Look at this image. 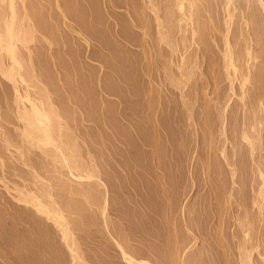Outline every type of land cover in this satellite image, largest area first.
<instances>
[{"label":"rangeland","instance_id":"obj_1","mask_svg":"<svg viewBox=\"0 0 264 264\" xmlns=\"http://www.w3.org/2000/svg\"><path fill=\"white\" fill-rule=\"evenodd\" d=\"M16 1V0H15ZM20 0H17L15 3L17 10L21 13L23 12L22 8H25L24 10L27 9V12L30 16V18L32 19V26H34L35 29V36L36 38L32 39L34 41H30L29 44L25 45L27 48H24L22 45L18 44L17 46L20 47L21 49H19L20 53L23 54V56L26 57V55H32V61L35 67V72L37 74V71L39 73V77L41 79V83L43 84H48V85H44L46 86V88L48 89V91H50V93L52 94V98L53 101L56 105V107H60V109L62 110L61 112H63L62 114L64 115V120L65 118H67V120H65V124L67 123L68 126L72 127L74 126V130H76L75 132L78 134L76 135L77 137L79 136V138L81 139L79 142L81 143L80 146V155L83 156V158H92V156H94L92 159H94V161L96 162L97 165V169L98 173L101 177V182L105 183L108 187V191H110L108 193L109 196V208H108V218H107V222H108V228L106 226L105 220L102 219L101 217V211L96 208V211L94 208H92L90 211L84 207L83 210H85L84 214H82V217H78L80 219H82L81 224L78 225V223H80V220L77 218V221L75 219L74 215H71L70 213L67 215L69 216V219L71 220V222L73 223L72 227L74 228V232H75V239L77 241V247H78V252L79 254L82 256V258L84 260H86L85 262H87L86 264H128L125 260H122L121 257V252H119V248L118 246L115 247L116 245L114 244L115 241H113V243H111V233L117 237H121L120 239L123 238V242L124 244H128L126 245V249L132 253L137 259H146L147 261H149L151 264H180L179 262L184 261L185 263L187 262L188 264H211V262H213L212 264H222L221 262H223V264H239L240 259L241 261H246L248 262V264H264V261L262 260L263 258V254H264V249L262 250V248H264V213L260 214L258 208L255 209V206L251 205L256 192L254 191L257 187V182L258 179L255 178V174H254V178H253V174L252 171L254 172V169L252 167V165L250 164L251 162H249V158L248 157V153L249 151H247L246 147H242V145L240 146L239 143V139H240V132L239 130H241L242 126L244 125L243 123H247V121L249 120L250 116H251V109L249 104L247 103V107L244 106V104L241 102L239 95H240V88H236L239 85H235V95L232 94V91L230 89H228V85L227 82L223 81V79L220 77L222 75H220L221 73V63H222V55H223V33H224V14L225 11L221 9V7L218 5V7H215L216 9L213 10V17L217 22L218 26V32H210V38L207 36L206 41H208L207 43H210L209 45L205 42V40L203 42L204 46L207 45L206 47H199V49L196 48L195 45H192L190 47V43L189 42L190 39V32H188L187 34V39L188 42L186 40V42H181L185 45L181 46L179 44L177 51L179 52H175L172 53H167L169 52V50L171 49H167L170 48L167 44L164 45L161 41H160V37H159V31L161 33V28L159 29L160 25L159 23L160 20H158V18H162V22L163 19L166 18V15L168 10H162V8L164 9L166 3H167V7L168 5V0H166L165 2L162 0H150V2L148 3L149 0H34L35 3H33V0H24L22 2L23 5H21V2H19ZM28 1V2H27ZM46 1V2H45ZM61 1V2H59ZM67 1V2H65ZM93 1V2H92ZM107 1V2H106ZM120 1V2H119ZM153 1V3H151ZM24 2V3H23ZM49 2V5H48ZM51 2V3H50ZM54 2V3H53ZM100 2V3H99ZM104 4H103V3ZM113 2V3H111ZM143 2V4H141ZM39 3V4H38ZM41 3V4H40ZM45 3V4H44ZM76 3V4H75ZM82 3V4H81ZM87 3V4H86ZM125 3V4H124ZM131 3V4H130ZM138 3V4H137ZM145 3V4H144ZM148 3V5H147ZM158 3V4H157ZM165 3V4H164ZM242 6L244 4V1L241 2ZM52 4V5H51ZM57 4V5H55ZM64 4V6H63ZM96 4V5H95ZM119 4V5H118ZM124 4V5H123ZM134 4V5H133ZM171 4V3H170ZM20 5V6H19ZM32 5V6H31ZM37 5V6H36ZM41 5V6H39ZM55 5V6H54ZM99 5V6H98ZM102 5V6H101ZM127 5V6H126ZM133 5V6H131ZM138 5V6H137ZM151 5V6H150ZM156 5V6H155ZM160 5V7H158ZM245 5V4H244ZM254 5L255 8H252V11L248 8L252 13H255L258 21H256L255 23H258L259 30H257V26L253 24V26L256 28L257 31H261L263 32L264 35V11H263V7H260L258 4L256 6V4H251ZM35 8H34V7ZM39 6V7H38ZM46 6V7H45ZM68 6V7H67ZM81 6V7H80ZM94 6V7H93ZM122 6V7H121ZM131 6V7H130ZM136 6V7H135ZM140 6V7H139ZM147 6V7H146ZM253 6V7H254ZM58 7V8H56ZM75 7V8H74ZM105 7V8H104ZM111 7V8H110ZM125 7V8H124ZM135 7V8H133ZM142 7V8H141ZM145 7V8H144ZM151 7V8H150ZM157 7V8H155ZM245 7V6H244ZM41 8V9H40ZM53 8V9H52ZM57 10H56V9ZM61 8V9H60ZM77 8V9H76ZM120 8V10L118 9ZM154 8V9H153ZM22 9V10H19ZM46 9V10H45ZM80 9V10H78ZM83 9V10H82ZM115 9V10H114ZM123 9V10H122ZM125 9V10H124ZM135 9V10H134ZM142 11H141V10ZM153 9V10H152ZM157 9V10H155ZM219 9V10H218ZM255 9V12H254ZM29 10V11H28ZM37 13H36V11ZM40 10V11H39ZM42 10V11H41ZM51 10V11H50ZM77 10V11H76ZM92 10V11H91ZM107 10V11H106ZM118 10V11H117ZM131 10V11H130ZM133 10V11H132ZM150 10H152L150 12ZM243 10V9H241ZM241 10H237L235 12L236 17H235V21L232 25L231 28V32H230V39L232 42H236V45L240 49H245V47H248L249 45H253L255 44V37L252 36L253 30H250L246 25H245V21H244V16H241V14L243 13V11ZM262 10V11H261ZM34 11V12H33ZM53 11V12H52ZM60 11V12H58ZM65 13V14H63ZM65 11V12H64ZM75 11V12H74ZM104 11V12H103ZM112 11V12H111ZM117 11V12H114ZM127 11V13L125 12ZM144 11V12H143ZM162 11V12H161ZM164 11V13H163ZM240 11L242 13H240ZM30 12V13H29ZM44 12V13H43ZM48 12H50L48 14ZM73 12V13H71ZM80 12V13H79ZM92 15H91V13ZM99 12V13H98ZM108 14H107V13ZM111 12V13H110ZM119 12V13H118ZM134 12V13H133ZM148 12V13H147ZM155 12V14H154ZM158 12V13H156ZM160 12V13H159ZM220 12V13H219ZM223 12V14H222ZM42 13V14H40ZM52 13V14H51ZM60 13V14H59ZM77 13V14H76ZM106 13V14H105ZM113 13V14H112ZM126 13V15H125ZM132 13V14H131ZM142 15H141V14ZM33 14V15H32ZM36 14V15H35ZM38 14V16H37ZM94 14V15H93ZM104 14V15H103ZM128 14V15H127ZM135 16H134V15ZM155 16H153V15ZM157 14V16H156ZM166 14V15H165ZM222 14V15H221ZM258 14V15H257ZM41 15V16H40ZM49 15V16H48ZM52 17H51V16ZM62 15V16H61ZM74 15V16H73ZM84 15V17H83ZM91 15V16H89ZM99 17H96V16ZM150 15V16H149ZM46 16V17H45ZM64 16V19L62 18ZM79 16V17H78ZM81 16V17H80ZM104 16V17H103ZM110 18H109V17ZM112 16V17H111ZM119 16V17H118ZM126 16L128 18H126ZM139 18H138V17ZM147 16V17H146ZM165 16V18H164ZM34 17V19H33ZM36 17V18H35ZM43 17V18H42ZM48 17V18H47ZM50 17V18H49ZM67 17H69L70 19H68ZM88 17V18H87ZM158 17V18H157ZM254 17V14H253ZM54 20H53V19ZM66 18V19H65ZM96 18V19H94ZM112 18V19H111ZM122 18V19H120ZM138 18V20H137ZM147 18V19H146ZM255 18V17H254ZM38 19V20H37ZM46 19V20H45ZM51 19V20H50ZM111 19V21H110ZM125 19V20H124ZM141 19V20H140ZM34 20V22H33ZM41 20V21H40ZM43 20V21H42ZM54 22H53V21ZM62 20V21H61ZM65 20L67 22H65ZM71 20V21H70ZM76 20V21H75ZM89 20V21H88ZM98 20V21H97ZM110 22H109V21ZM119 20V21H117ZM130 20H133L132 23ZM155 20V21H154ZM158 20V21H157ZM214 20V22H215ZM221 20V21H220ZM241 22H240V21ZM39 21V22H38ZM70 21V22H69ZM136 21V22H135ZM157 21V22H156ZM244 21V22H243ZM41 22V23H40ZM47 22V24H46ZM63 22V24H62ZM72 22H74L72 24ZM78 22V23H77ZM87 22V23H86ZM90 22V23H89ZM98 22V23H95ZM102 22V23H101ZM113 22V23H112ZM116 22V23H114ZM119 22V23H118ZM126 22V23H124ZM138 22V23H137ZM215 22V23H216ZM221 22V23H220ZM39 23V24H38ZM55 23L56 25L54 26ZM58 23V24H57ZM82 25V27L80 26V24ZM89 23V24H88ZM123 23V24H122ZM130 23L135 26L133 27L132 25H130ZM134 23V24H133ZM146 23V24H145ZM156 23V24H155ZM240 23V25H239ZM31 24V23H30ZM52 24V25H51ZM69 24V25H68ZM72 24V25H70ZM98 24V25H97ZM109 26H108V25ZM112 24V25H111ZM129 24V25H128ZM149 24V25H148ZM243 24V25H242ZM260 24V25H259ZM44 27H43V26ZM66 25V26H65ZM92 25V26H91ZM105 27H104V26ZM116 25V26H115ZM122 25V27H121ZM139 25V26H137ZM155 25H157L158 27H155ZM224 25V26H223ZM38 26V27H37ZM46 26V28H45ZM64 26V27H63ZM70 28H69V27ZM76 26V27H75ZM84 26V28H83ZM98 26V27H97ZM124 26V28H123ZM128 26V27H127ZM137 26V28H136ZM141 26V27H140ZM150 26V27H149ZM246 26V27H245ZM252 26V27H253ZM262 26V28H261ZM56 29H55V28ZM75 27V28H74ZM88 29V31L86 30V28ZM97 27V29H96ZM130 27V28H129ZM42 28V29H41ZM59 28V29H58ZM79 28V29H78ZM108 28V30H107ZM115 28V29H114ZM121 28V29H120ZM128 28V29H126ZM135 28V29H134ZM144 28V30H143ZM157 31H156V29ZM235 28V29H234ZM239 28V29H238ZM246 28V29H245ZM45 29V32H44ZM48 29H50L48 31ZM58 29V30H57ZM68 29V30H66ZM74 29V30H73ZM78 29V30H77ZM92 29V31H91ZM97 31H94V30ZM100 29V31H99ZM102 29V30H101ZM118 29V31H117ZM138 29V30H137ZM242 31H241V30ZM39 30V32H38ZM53 32H52V31ZM72 30V31H70ZM81 32H80V31ZM115 32H114V31ZM137 30V32H136ZM142 30V31H141ZM249 30V31H247ZM254 30V32L256 31ZM41 31L44 33H42L43 35H41ZM57 31V32H56ZM67 31V32H66ZM76 31V32H75ZM82 36L80 37L79 34ZM123 31V32H122ZM130 33H129V32ZM135 31V32H133ZM211 31V30H210ZM237 31V32H236ZM246 33H245V32ZM48 34H47V33ZM83 32V33H82ZM87 32V33H86ZM108 32V33H107ZM122 32V33H120ZM127 32V33H126ZM141 32V33H140ZM178 32V30H177ZM39 33V34H38ZM55 33V34H54ZM57 33V34H56ZM74 33V34H73ZM77 33V34H76ZM96 33V34H94ZM100 33V35H99ZM112 35H110V34ZM135 33V34H134ZM154 36L157 35V36ZM176 33V31L174 32ZM173 33V38H174V34ZM236 33V35L234 34ZM240 33V35H239ZM251 33V34H250ZM38 34V35H37ZM46 34V35H45ZM71 34V35H70ZM98 34V35H97ZM132 34V35H131ZM140 34V35H139ZM144 34V36H142ZM147 38H146V36ZM179 34V35H178ZM213 34V35H212ZM220 34V35H219ZM222 34V35H221ZM53 35V36H52ZM59 35V36H58ZM63 35V36H62ZM84 35V36H83ZM182 33H176L175 38L176 39H181L182 38ZM190 37H189V36ZM234 35V36H233ZM39 38H38V37ZM43 36V37H40ZM69 36V37H68ZM98 36V37H96ZM117 36V38H116ZM135 36V37H133ZM153 38H152V37ZM214 36V37H213ZM249 36H250V40H249ZM51 37L50 41H52V43L47 40H49V38ZM66 37V39H65ZM74 41H73V39ZM77 37V38H76ZM124 37V38H123ZM149 37V39H148ZM159 37V38H157ZM222 37V38H221ZM232 37V38H231ZM42 38H46L47 40H44ZM62 38V41H60ZM84 38V39H83ZM103 38V39H102ZM128 38V39H127ZM152 40H151V39ZM157 38V39H156ZM174 38V39H175ZM58 43H56V41ZM60 39V40H59ZM72 39V40H71ZM83 39V40H81ZM94 39V40H93ZM113 39V40H112ZM119 39V41H118ZM126 39L128 41H126ZM131 43H130V41ZM133 39V40H132ZM179 39V41H181ZM243 39V40H242ZM264 38L261 39L260 41V49L261 47L264 48ZM80 40V41H79ZM85 40V42H84ZM99 40H103V41H99ZM109 40V41H108ZM111 40V41H110ZM123 40V41H121ZM138 43H137V41ZM145 40V41H144ZM155 40H158L155 41ZM215 41L214 43L212 41ZM218 40V41H217ZM222 40V42H221ZM252 40V41H251ZM263 40V41H262ZM38 41V42H37ZM43 41V42H42ZM69 41V42H68ZM72 41V42H71ZM92 41V42H91ZM100 43H99V42ZM107 41V42H105ZM121 41V42H120ZM126 41V43H125ZM147 41V43H146ZM151 41V43L149 42ZM175 42H178V40H174ZM250 41V42H249ZM48 45H45L46 43ZM54 42V43H53ZM68 42V43H67ZM87 42V43H86ZM89 42V43H88ZM97 42V43H95ZM123 42V43H122ZM157 42V44H156ZM234 42V43H235ZM244 42V43H243ZM35 45H33V44ZM52 44L50 46V44ZM64 45H63V44ZM74 43V44H73ZM76 43V45H75ZM86 43V44H84ZM99 43V44H98ZM102 43V44H101ZM106 43V45H105ZM142 43V44H140ZM189 43V44H188ZM218 43V44H217ZM223 43V44H222ZM32 44V45H31ZM55 44V45H53ZM67 44V45H66ZM79 46H78V45ZM88 44V45H87ZM96 44V45H95ZM127 44V45H126ZM152 44V45H151ZM215 44V45H214ZM247 44V45H246ZM20 45V46H19ZM41 45V46H40ZM58 45V46H57ZM63 45V46H62ZM72 45V46H71ZM86 45V46H85ZM120 45V46H119ZM142 45V46H141ZM146 45V46H145ZM156 47H154V46ZM158 45V46H157ZM22 46V47H21ZM45 46V47H42ZM57 46V48H56ZM95 46V47H94ZM113 46V48H112ZM126 46V47H125ZM140 46V47H139ZM149 46V47H148ZM189 46V48H185ZM242 46L244 48H242ZM52 47V48H51ZM68 49H67V48ZM70 47V48H69ZM74 47V48H73ZM76 47V48H75ZM78 47V48H77ZM107 47V48H106ZM118 47H119V51H118ZM120 47H122L120 49ZM146 47V49H145ZM152 47V48H151ZM154 47V49H153ZM158 47V48H157ZM162 47V48H161ZM208 47V48H207ZM215 47V48H214ZM259 47V46H258ZM24 48V49H22ZM32 48V49H31ZM44 48V49H43ZM50 48V49H49ZM83 48V49H82ZM92 48V49H91ZM94 48V49H93ZM102 48V50H101ZM111 48V49H110ZM164 48L165 52H164ZM37 51H36V50ZM41 49V50H40ZM57 49V51H56ZM60 49V50H59ZM63 49V50H61ZM75 49V50H74ZM111 51H109V50ZM126 49V50H125ZM129 49V50H128ZM142 49V50H141ZM150 51H149V50ZM154 50V51H151ZM156 49V50H155ZM160 49V50H159ZM181 49V50H180ZM187 49V50H186ZM192 49V50H191ZM213 49V50H212ZM219 49V50H218ZM29 50V51H28ZM33 50V51H32ZM44 50V51H43ZM47 50V52H46ZM59 50V51H58ZM70 50V51H69ZM91 50V51H90ZM103 50H107L105 52H103ZM117 50V51H116ZM183 50V51H182ZM30 51H32V53H30ZM36 51V52H35ZM52 51V52H51ZM56 53H54V52ZM64 51V52H63ZM94 51V53H93ZM115 53H114V52ZM134 51V52H133ZM137 51V52H136ZM164 52V54L162 52ZM186 51V53H185ZM190 53H189V52ZM264 51V49H263ZM263 51H262V55H263ZM28 52V53H27ZM46 54H45V53ZM59 52V53H58ZM103 52V53H101ZM149 52V54H148ZM183 52V54L186 56L189 55V58L192 59L194 58L195 55L196 56V62L197 66H198V70H197L199 77L194 78L193 80L190 81V83H187L186 85H183L184 83H182V87H186V88H181L180 86L177 87L178 85L176 84L177 80H181V75H179L180 72H182L180 69L181 67H184V65L182 64V62L180 61L179 55H182L181 53ZM27 53V54H25ZM37 53V54H36ZM58 59L57 56L58 55ZM127 53V55H126ZM134 53V54H133ZM143 53V54H142ZM167 53L168 57L171 55V57H166L167 55H165ZM221 53V54H220ZM25 54V55H24ZM36 56H35V55ZM56 54V55H55ZM63 54V55H62ZM65 54V55H64ZM93 54V55H92ZM104 54V56H103ZM107 54V55H106ZM112 54H115V58L113 57ZM121 54V56H120ZM132 54V55H131ZM137 54V55H135ZM154 54V56H153ZM215 54V55H214ZM53 55V56H52ZM68 55V56H67ZM102 57H101V56ZM110 55V57L108 56ZM144 57H143V56ZM151 57H149V56ZM161 55V56H160ZM176 55V56H175ZM183 55V56H184ZM45 56V57H44ZM70 56V57H69ZM76 56V57H75ZM79 56V57H78ZM95 56V57H94ZM99 56V57H98ZM125 56V57H124ZM214 56V57H213ZM36 57V58H34ZM47 57V58H46ZM52 57V58H51ZM56 60H54L55 58ZM73 57V58H72ZM85 57V58H84ZM87 57H89V60L87 59ZM104 57V58H103ZM121 57V58H120ZM132 57V58H131ZM145 59H143V58ZM149 57V58H148ZM155 57V58H153ZM159 57V58H158ZM176 57V58H175ZM204 57V58H203ZM264 57V55H263ZM39 58V59H38ZM63 58V59H62ZM67 58V59H66ZM69 58V60H68ZM112 58V59H111ZM124 58H127L124 60ZM134 58V59H133ZM165 58V60H164ZM171 58V59H170ZM175 58V59H174ZM187 58V57H186ZM205 60H203V59ZM46 59V60H45ZM48 59V60H47ZM62 59V61H61ZM73 59V60H72ZM96 59V60H95ZM100 59V61H99ZM101 59H105V61H102ZM107 59V60H106ZM115 59V60H114ZM118 59V60H117ZM123 59V60H122ZM129 59V60H128ZM133 59V60H131ZM136 59V60H135ZM161 59V60H160ZM188 59V58H187ZM7 60V59H6ZM40 60V61H39ZM139 60V61H138ZM169 60V61H168ZM178 63H176V61ZM182 60V59H181ZM189 60V59H188ZM193 60V59H192ZM191 60V61H192ZM5 61V60H4ZM38 61V62H37ZM43 61V62H42ZM51 61H54L53 63ZM61 61V62H60ZM66 61V62H65ZM71 61V62H70ZM89 61V62H88ZM111 61V63H110ZM119 61V62H116ZM128 61V62H127ZM137 61V62H136ZM143 61V63H142ZM147 61V62H146ZM171 61V63H169ZM264 61V58H263ZM8 63V61H5ZM81 62V63H80ZM85 62V63H84ZM123 62V63H122ZM125 62V64H124ZM141 62V64H140ZM211 62V64H210ZM215 62V63H214ZM39 65H38V64ZM41 63V65H40ZM69 63V65L67 64ZM117 63V64H116ZM135 63V65H133ZM156 63V65L154 66V64ZM163 65H160V64ZM167 63V64H166ZM46 64V65H45ZM59 64L60 68H57ZM61 64L62 67H61ZM65 64V65H64ZM72 64V65H71ZM87 64V66H86ZM114 64V65H113ZM123 64V65H122ZM169 64H171L170 66V70L169 71ZM176 64H180V65H176ZM205 64V65H204ZM209 64V65H208ZM43 65V66H42ZM52 65L55 66L52 67ZM68 65V66H67ZM95 65V66H93ZM98 65V66H97ZM103 65H105L103 67ZM113 65V66H112ZM121 67H120V66ZM128 65V66H126ZM132 65V66H131ZM147 65V66H146ZM160 65V66H159ZM166 65V68H164V66ZM174 65V66H173ZM211 65V66H210ZM217 65V66H216ZM64 66V67H63ZM102 66V67H100ZM108 68H107V67ZM145 66V67H143ZM176 66V67H175ZM186 66V65H185ZM41 67V68H40ZM43 67V68H42ZM72 67V68H70ZM79 67V68H78ZM82 67V68H81ZM99 67V69H98ZM119 67V68H118ZM134 69H133V68ZM139 67V68H138ZM162 68L160 70V68ZM174 67V68H173ZM178 67V68H177ZM50 68V69H49ZM65 68V69H64ZM70 68V69H69ZM75 68V69H74ZM93 68V69H90ZM102 68V69H100ZM105 68V69H104ZM108 70H107V69ZM109 68L111 70H109ZM172 68V69H171ZM185 68V67H184ZM54 69H58V70H54ZM62 69V70H59ZM77 69V70H76ZM97 69V70H96ZM122 69V70H121ZM142 69V70H141ZM148 69V70H147ZM177 69V70H176ZM219 69V70H218ZM76 70V71H75ZM79 70V71H78ZM104 70V71H103ZM114 70V71H113ZM131 70V71H130ZM136 70V71H135ZM165 72H163V71ZM174 70V71H173ZM178 70L180 71L178 73ZM210 70H211V76L210 75ZM54 71H57L56 73ZM63 71L67 72V73H63ZM73 73H72V72ZM82 71V73H81ZM90 71V72H89ZM100 71V72H99ZM111 71V72H110ZM121 71V72H120ZM130 71V72H129ZM135 71V72H134ZM145 71V72H144ZM177 71V72H176ZM52 72V73H51ZM61 72V73H60ZM85 72V73H84ZM100 75H99V73ZM113 72V73H112ZM116 72V73H115ZM163 72V73H162ZM57 73H58V78H57ZM70 73V75H69ZM76 73V76H75ZM93 73V75H92ZM133 73V75H132ZM143 73V75H142ZM147 73V76H146ZM157 73V75H156ZM168 73L170 76H168ZM67 75V77H66ZM92 75V76H91ZM95 75V77H94ZM105 75V76H104ZM107 75V77H106ZM128 75V76H126ZM166 76L164 78V76ZM173 75V76H172ZM176 75V76H175ZM179 75V76H178ZM2 76V74L0 75V77ZM45 76V77H44ZM67 80H66V78ZM69 76V77H68ZM81 76V77H80ZM123 76V78H122ZM126 76V78H125ZM131 76V77H130ZM144 76V77H143ZM150 76V77H149ZM163 76V77H162ZM177 77V78H174ZM80 77V78H78ZM92 77V79H91ZM99 77V78H98ZM135 77V79H134ZM146 77V78H145ZM148 77V78H147ZM157 77H159L158 79ZM210 77V78H209ZM4 77L2 76L0 78V90H2V92L0 91V131L3 130V132L5 133H1L0 132V140H2L1 136L6 137L5 135H9L12 138H16V135L18 134V128L21 125L20 121L18 120V117L16 116V104L14 101L15 98V89L14 86L11 82L7 81L6 79H3ZM69 78V79H68ZM83 78V79H82ZM90 78V82L89 79ZM98 78V79H97ZM117 78V79H116ZM122 78V79H121ZM139 78V80H137ZM141 78V79H140ZM143 78V79H142ZM209 78V79H208ZM46 79V80H45ZM56 79V80H55ZM59 82H58V80ZM63 81H62V80ZM74 79V80H73ZM76 79V81H75ZM86 79V80H85ZM88 79V80H87ZM107 79V80H106ZM114 79V80H113ZM134 79V80H133ZM147 79H149L147 81ZM162 79V80H161ZM171 79V80H170ZM198 79V81H197ZM84 80V81H83ZM106 82H105V81ZM123 82H122V81ZM127 84H126V81ZM152 80V81H151ZM163 80L165 81V83L163 82ZM171 82H170V81ZM196 80V81H195ZM205 80V82H204ZM219 80V81H218ZM66 81V82H65ZM75 81V83H74ZM80 81V82H79ZM86 81V82H85ZM98 81V82H96ZM110 81V83H109ZM116 81V82H115ZM119 81V82H118ZM143 81V82H142ZM150 81V82H149ZM161 81V82H160ZM216 81V82H215ZM218 81V82H217ZM5 82V83H4ZM44 82V83H43ZM83 82V83H82ZM93 82V83H92ZM102 82V83H101ZM125 82V83H124ZM169 82V84L167 83ZM178 82V81H177ZM20 83V82H18ZM31 84H35L34 82H30ZM60 83V84H59ZM69 83V84H68ZM74 83V84H73ZM90 83V84H89ZM98 83V84H97ZM120 83V84H118ZM142 83V85L140 84ZM146 83V84H145ZM167 83V84H166ZM193 83V84H192ZM195 83V85H194ZM211 83H214L213 85ZM218 83V84H217ZM21 85H18V88H22L21 91L24 94V90L25 92H29L30 90V94L32 93H36V89L32 88L31 84L28 85V89L26 88L27 84L26 83H20ZM63 84V85H61ZM72 84V85H71ZM87 84V85H86ZM92 84V85H91ZM117 84V85H116ZM153 84V85H152ZM155 84V85H154ZM190 84V85H189ZM197 84V86H196ZM208 84V85H207ZM220 84V85H219ZM222 84V85H221ZM36 85V84H35ZM51 85V86H49ZM66 85V86H65ZM68 85V86H67ZM84 85V86H83ZM126 85V87H125ZM167 85V86H166ZM192 88H189V87ZM205 85V86H204ZM212 85V86H211ZM21 86V87H20ZM31 86V88H30ZM56 86V87H55ZM61 86V87H60ZM73 86V87H72ZM82 86V87H81ZM96 86V87H95ZM99 86V87H98ZM101 86V87H100ZM109 88H108V87ZM112 86V87H111ZM122 86V87H121ZM142 86V87H141ZM146 86V87H145ZM154 86V87H153ZM156 86V87H155ZM165 86V88H164ZM172 88H171V87ZM210 86V87H209ZM67 87V88H66ZM85 87V88H84ZM118 87V88H117ZM121 87V88H120ZM134 87V88H133ZM141 87V88H140ZM151 87V88H150ZM177 87V88H176ZM196 87V88H195ZM208 87V88H207ZM214 87V88H213ZM6 88V90H5ZM30 88V89H29ZM57 88H59V90H57ZM64 89L65 91H63L62 89ZM66 88V89H65ZM71 88V89H70ZM75 88V89H74ZM77 88V89H76ZM79 88V89H78ZM107 88V89H106ZM124 88V89H123ZM128 90H127V89ZM158 88V89H157ZM164 88V89H163ZM207 88V89H206ZM32 89H35L32 91ZM73 89V90H72ZM88 89V90H87ZM99 89H101L99 91ZM115 89L116 92H114ZM117 89V90H116ZM136 89V90H134ZM146 89V90H144ZM156 89V90H155ZM169 89V90H168ZM179 89V90H178ZM212 89V92H211ZM62 90V91H61ZM71 90V91H70ZM83 90V91H82ZM91 90V91H90ZM104 90V91H103ZM110 90V91H109ZM112 90V91H111ZM121 90V91H119ZM160 90V91H159ZM171 90V91H170ZM194 90V91H193ZM198 90V91H197ZM203 90V91H202ZM218 90V91H217ZM239 90V91H238ZM13 91V92H11ZM32 91V93H31ZM54 91V92H53ZM69 91V92H68ZM128 91V93H127ZM143 91V92H141ZM165 91V92H164ZM191 91V93L189 92ZM197 93H196V92ZM206 91V94H205ZM208 91V92H207ZM228 94H227V92ZM59 92V93H58ZM84 92V93H83ZM102 92V93H100ZM107 93L104 94V93ZM109 92V94H108ZM119 92V93H118ZM145 92V93H144ZM149 92V93H148ZM159 92V93H158ZM179 92V93H178ZM189 92V93H188ZM195 92V93H194ZM202 92H203V99H202ZM216 92V94H215ZM65 93V94H64ZM67 93V94H66ZM71 96H70V94ZM81 93V94H80ZM94 93V94H93ZM96 93V94H95ZM121 93V94H120ZM148 93V94H147ZM151 93V94H150ZM157 93V94H156ZM163 93V94H162ZM172 93V94H171ZM175 93V94H174ZM181 93V94H180ZM182 93L184 97V101L182 98ZM199 93V94H198ZM211 93L213 95H211ZM224 93L226 95H224ZM2 94H4L3 96H1ZM32 94V95H34ZM57 94V95H55ZM100 94V95H99ZM117 94L119 96H117ZM125 94V95H123ZM144 94V95H143ZM165 94V95H164ZM169 94V95H168ZM218 94V95H217ZM8 95V96H7ZM83 95V96H82ZM97 95V98L96 96ZM116 96L115 100L113 99ZM140 95V96H139ZM195 95V97H194ZM205 95V97H204ZM208 95V96H207ZM231 95L230 98V102L228 101L227 104V99L228 97ZM88 96V98H87ZM99 96V97H98ZM108 96V97H107ZM110 96V97H109ZM124 96V98H123ZM160 99H159V97ZM168 96V97H167ZM211 96V97H210ZM228 96V97H227ZM81 97V98H80ZM83 97V98H82ZM86 99H85V98ZM93 97V98H92ZM103 97V98H102ZM121 97H122V102H121ZM130 97V98H129ZM142 97V98H139ZM149 97V98H148ZM210 97V100L209 98ZM218 97V100H217ZM223 97V98H222ZM6 98V99H5ZM12 98V99H11ZM57 98V99H56ZM67 98V100L65 99ZM106 98V99H104ZM112 98V99H111ZM168 98V99H166ZM189 98V99H188ZM195 98V100H194ZM197 98V99H196ZM216 98V100H215ZM3 99V100H2ZM11 99V100H10ZM125 99V100H124ZM129 99V100H128ZM143 99V100H142ZM159 99V101H158ZM206 99V100H205ZM226 99V100H225ZM84 100V101H83ZM90 100V102H89ZM92 100V101H91ZM103 104H102V101ZM148 100V102H147ZM163 100V101H162ZM168 100V101H166ZM173 100V101H172ZM205 100V101H204ZM209 100V101H208ZM221 100V101H220ZM3 101H7V103L5 102V104L3 103ZM57 103H56V102ZM67 101V102H65ZM69 101V103H68ZM76 101V102H75ZM95 101V102H94ZM117 101V102H116ZM121 104H119L120 102ZM175 101V102H174ZM183 101V102H182ZM188 101V102H187ZM194 101V102H193ZM196 101V102H195ZM114 102V103H113ZM119 102V103H118ZM126 102V103H125ZM162 102V104H161ZM168 102V103H166ZM173 102V103H172ZM213 102V103H212ZM219 102V103H218ZM223 102V103H222ZM237 102H239L237 104ZM12 103V104H11ZM53 103V104H54ZM64 105H62V104ZM90 103V104H89ZM97 106H96V104ZM107 103V104H106ZM111 103V105H110ZM116 103V104H115ZM118 103V104H117ZM123 103V104H122ZM132 103V104H131ZM148 103V104H147ZM158 103V104H157ZM177 103V104H176ZM181 103V104H180ZM185 103V104H184ZM205 105H204V104ZM216 105H215V104ZM227 107H226V105ZM79 106H78V105ZM195 104V106H194ZM218 104V105H217ZM4 105V106H3ZM13 105V106H12ZM67 105V106H66ZM91 105V106H90ZM94 105V107H93ZM107 105V106H106ZM115 105V106H114ZM117 105V106H116ZM125 105V106H124ZM146 105V107H145ZM148 105V108H147ZM215 105V106H214ZM226 107L225 111L223 108L220 107ZM3 106V107H1ZM82 106V107H81ZM85 106V107H84ZM88 106V107H87ZM100 108H99V107ZM110 106V107H109ZM114 106V107H113ZM128 106V107H127ZM169 106V108H168ZM192 106V107H191ZM201 106V107H200ZM210 108H208V107ZM213 106L215 108H213ZM217 106V108H216ZM14 107V108H13ZM69 107H71L69 109ZM84 107V108H83ZM93 107V108H92ZM122 107V108H121ZM138 107V108H137ZM176 107V108H175ZM182 107V109H181ZM204 107V108H203ZM238 107V109H237ZM3 110H2V109ZM83 108V110H82ZM91 108V109H90ZM102 108V109H101ZM118 108H119V112H118ZM124 108V109H123ZM130 108V109H129ZM133 108V110L131 111V109ZM173 108V109H172ZM194 108V109H193ZM203 108V109H202ZM208 108V113L206 112V109ZM220 110H219V109ZM231 108V109H230ZM12 109V110H11ZM90 109V110H89ZM115 109V110H113ZM117 109V110H116ZM135 109V110H134ZM149 109V111H148ZM189 109V110H188ZM193 109V110H192ZM218 109V110H217ZM235 109V110H233ZM2 110V111H1ZM87 110V112L85 111ZM101 110V111H100ZM110 110V111H109ZM122 110V111H121ZM145 110V112L143 111ZM168 110V111H166ZM174 110V111H173ZM198 110V111H197ZM218 112H217V111ZM238 110V111H237ZM85 111V113H84ZM94 111V112H93ZM115 111V114H111ZM126 111V112H125ZM136 113H135V112ZM186 112V116H184V113ZM192 111V112H191ZM216 111V112H214ZM222 111V112H221ZM225 113H224V112ZM241 111V112H240ZM13 112V113H10ZM15 112V113H14ZM69 112V113H67ZM91 112V113H90ZM93 112V113H92ZM101 112V113H100ZM151 112V113H150ZM224 114V116H220V113ZM244 114H243V113ZM1 113H4V115H1ZM9 113V114H7ZM66 113V114H65ZM89 113V115H88ZM96 113V114H95ZM99 115H98V114ZM109 113V114H108ZM119 113V114H118ZM145 113V114H144ZM162 113V114H161ZM202 113V115H200ZM207 113V114H206ZM219 113V114H218ZM238 113V114H237ZM247 113V114H246ZM249 113V114H248ZM13 114V115H12ZM70 114V115H69ZM94 116H93V115ZM176 114V115H175ZM189 114V116H188ZM204 114V115H203ZM214 114V115H213ZM246 114V115H245ZM74 115V116H73ZM85 115V116H84ZM87 115V116H86ZM102 115V116H101ZM106 115V117H104ZM109 115H111L109 117ZM137 115V116H136ZM144 115V117H143ZM220 117H218V116ZM15 118H14V117ZM91 116V117H90ZM103 118V122L102 118ZM115 116V117H114ZM117 116V117H116ZM141 116V117H140ZM147 116V117H146ZM149 116V118H148ZM175 116V117H174ZM182 116V117H181ZM191 116V117H190ZM199 116V117H198ZM243 116V117H242ZM8 117V118H7ZM72 117V118H71ZM90 121H89V119ZM120 117V118H119ZM187 117V118H186ZM224 117V118H222ZM13 118V119H12ZM78 118V119H77ZM87 118V119H86ZM153 118H155V123L153 122ZM190 118V119H189ZM201 118V119H200ZM204 118V119H203ZM220 118V120H219ZM10 119V120H8ZM74 121H73V120ZM92 119V120H91ZM101 119V120H100ZM149 121H148V120ZM162 119V120H161ZM181 119V120H180ZM208 119V120H207ZM231 119H233L231 121ZM8 120V121H6ZM18 122H17V121ZM88 120V121H87ZM98 120H100L98 122ZM123 120V121H122ZM144 120V121H143ZM152 120V122H151ZM190 120V121H188ZM194 120V121H193ZM204 120V121H203ZM10 121V122H9ZM68 121V122H67ZM76 121V122H75ZM133 121V122H132ZM135 121V122H134ZM140 121V122H139ZM143 121V123H142ZM177 121V122H176ZM179 121V122H178ZM193 121V122H192ZM225 121V122H224ZM245 121V122H244ZM80 125H78L79 123ZM92 122L93 124L95 123V125L93 126V124L91 125L90 123ZM125 122V123H124ZM145 122V123H144ZM208 122V123H207ZM220 122V123H219ZM228 122V123H227ZM12 125H11V124ZM19 123V125L17 124ZM74 123V124H73ZM77 123V124H75ZM89 123V124H88ZM120 123V124H119ZM122 123V124H121ZM164 123V124H163ZM180 123V124H179ZM196 123V124H195ZM204 123V125H203ZM223 123V124H222ZM225 123V124H224ZM232 123V124H231ZM235 123V124H234ZM245 123V124H246ZM2 124H4V126H2ZM10 124V126L8 125ZM15 124V125H14ZM136 124V125H135ZM140 124V125H138ZM156 126H155V125ZM178 124V125H177ZM185 124V125H184ZM188 124V125H187ZM217 124V125H216ZM222 124V125H221ZM241 124V125H240ZM18 125V126H16ZM66 125V126H67ZM89 125V126H88ZM125 127H124V126ZM191 127H188V126ZM199 125V126H198ZM206 125V126H205ZM216 125V127H215ZM222 127H221V126ZM227 128V136L229 138V142L228 144H226V149H227V155L232 158L235 150L236 153H238L237 155V161H238V166L240 167V169L242 168L244 170V174H243V170L238 168L237 171V175L236 178L234 180H232L229 176V171H227V168L225 167V161L222 151L224 149V143L222 139V132H223V136L226 139V135L224 134V128ZM236 125V127H235ZM238 125V126H237ZM84 126V127H81ZM122 126V127H121ZM132 127V128H129ZM177 128H176V127ZM181 126V127H180ZM186 126V127H185ZM198 126V128H197ZM5 127V128H4ZM12 127H14L15 129H13ZM76 127V128H75ZM96 127V129H95ZM99 127V129L97 128ZM111 127V128H110ZM160 127V128H159ZM195 127V128H194ZM230 129H229V128ZM241 127V128H240ZM11 128V129H10ZM81 128V130H80ZM84 128V129H83ZM92 128V130H91ZM101 128V129H100ZM138 128V129H137ZM146 128V129H145ZM190 128V130H189ZM192 128V129H191ZM219 128H223L222 130ZM86 130L87 133H85ZM107 129V130H105ZM130 129V131H129ZM133 129L134 132H133ZM142 129V130H141ZM199 129V130H198ZM218 129V130H217ZM239 129V130H237ZM17 131V132H12V131ZM113 130V131H112ZM156 130V132H155ZM163 130V131H161ZM194 130V131H192ZM211 130V131H210ZM78 131V132H77ZM95 131V132H94ZM98 131V132H96ZM103 131V132H102ZM125 133H124V132ZM141 131V132H140ZM170 131V132H169ZM186 131V132H185ZM222 131V132H221ZM239 131V132H237ZM83 133L84 135H80ZM93 132V133H92ZM100 132V134H99ZM119 132V134H118ZM122 132V133H121ZM133 132V133H132ZM137 132V133H136ZM148 132V133H147ZM172 132V133H171ZM174 132V133H173ZM179 132V134H178ZM189 132V133H188ZM194 132H196L194 134ZM201 132V133H200ZM217 132L220 134H217ZM234 132V134H237L236 136L234 134H232ZM10 133V134H9ZM75 133V134H76ZM117 133V136L116 134ZM124 133V134H123ZM150 133V134H149ZM185 133V134H184ZM206 133V135L204 134ZM12 134V135H11ZM93 134V135H92ZM111 134L113 135V138L111 136ZM115 134V135H114ZM139 134V135H138ZM166 134V135H165ZM190 134L191 137H189L188 135ZM192 134V135H191ZM203 134V135H202ZM15 135V136H14ZM85 135H88L85 136ZM96 135V136H95ZM98 135V137H97ZM100 135V136H99ZM132 135V136H131ZM141 135V136H140ZM143 135V136H142ZM162 135V136H161ZM166 137H165V136ZM168 135V136H167ZM171 135L172 136L171 138ZM179 135V136H178ZM202 135V136H201ZM210 137H209V136ZM221 137H219V136ZM7 136V137H9ZM14 136V137H13ZM136 136V137H135ZM139 136V137H138ZM158 136V137H157ZM183 136V137H182ZM193 136V138H192ZM219 138H218V137ZM239 136V137H238ZM3 137V138H4ZM87 137V138H86ZM110 137L112 140H110ZM146 137V138H145ZM152 137V138H151ZM187 137V139H186ZM86 138V139H85ZM98 138V139H97ZM101 138V139H100ZM105 138V139H104ZM129 138V139H128ZM167 138V139H165ZM234 138H237L234 140ZM239 138V139H238ZM91 139H93L92 141H90ZM95 139V140H94ZM137 139V140H136ZM142 139V140H141ZM151 139V140H149ZM191 139V140H190ZM193 139V141H192ZM203 139V140H202ZM212 139V140H211ZM216 139V140H215ZM220 139V140H219ZM232 139V141H231ZM86 140V141H85ZM91 142H89V141ZM102 140V142H101ZM106 140V141H105ZM109 140V141H108ZM125 140V141H124ZM184 140V141H182ZM0 141V144L2 143ZM95 141V142H94ZM139 141V143H138ZM168 141V143L166 142ZM174 141V142H172ZM188 141V142H187ZM209 143H208V142ZM217 143H216V142ZM106 142V143H105ZM116 142V143H115ZM124 142V145H123ZM143 142V143H142ZM176 142V143H175ZM192 142V144L190 143ZM223 144H222V143ZM88 143V144H87ZM90 143V144H89ZM112 143V144H111ZM119 143V144H118ZM127 143L128 147H126L127 145L125 144ZM130 143V144H128ZM132 143V145H131ZM141 143V144H140ZM172 143V144H171ZM187 143V144H186ZM234 143L237 146V149L235 148V150H232L234 148ZM149 144V145H148ZM157 144V145H156ZM177 144V145H176ZM215 144V145H214ZM2 145L4 146V144L2 143ZM0 146V148H2L3 146ZM84 145V146H83ZM88 145V146H86ZM92 145V147H91ZM106 145V146H105ZM110 145V146H109ZM117 145V146H116ZM134 145V146H133ZM149 147H148V146ZM182 145V148H184V150L182 148H180ZM184 145V146H183ZM191 145V146H189ZM86 146V147H85ZM123 148H122V147ZM139 146V147H138ZM143 146V147H142ZM162 148H161V147ZM209 146V147H208ZM214 146V149H213ZM235 146V147H236ZM244 146V145H243ZM90 151L88 153V151L85 153L84 148H87ZM94 147V149H93ZM133 147V148H132ZM148 147V148H147ZM151 147V149H149ZM156 147V148H155ZM165 147V148H164ZM206 147V148H204ZM217 147V151L215 152ZM220 147V151L219 152V148ZM241 147V148H240ZM118 148V149H117ZM145 148V149H144ZM147 148V149H146ZM187 148V149H186ZM246 148V152L245 149ZM11 149V150H10ZM91 149V150H90ZM124 149V150H123ZM128 149V150H127ZM136 149V150H135ZM182 149V150H181ZM214 151H212V150ZM240 149V150H239ZM4 150L5 149H1ZM116 150V151H115ZM140 150V151H139ZM238 150V151H237ZM3 151V152H4ZM8 151V150H7ZM13 153V154H11ZM9 153L5 152V155H7L6 157H9V160H11V162L9 163L8 159H5V157H1V159H4V161H0V173L4 176H2L0 174V177L2 179H0V241L2 240L4 243H0V247L3 248V250H1L0 248V264H19L20 260L22 264H69L71 262L72 257H70L69 255V249L67 248L66 244L62 241V239H60V233L57 234L59 235L57 237L56 233H58V229L57 232L55 229V226L52 224V222H50V220H46L44 219V217H42L41 215H39L38 213H35V210H32L30 208V206L24 204V203H20L17 201L14 202L16 199H14V197L16 196L15 193L20 192V189L23 188L25 185L26 187H24V189L21 190H26L25 192L29 191L28 189H31L33 191V189L38 190L36 188L41 187V186H45L43 185V183H46V185L48 184V182L45 181V179H40L41 186L37 185V183L35 184V180L34 178H29L30 176L33 177V171L36 170V168H34L35 170L32 169V167H36L37 165H39V169H40V165L44 163L46 164V162H44V159L41 160V157L38 153H32V156L28 155L26 157L30 158L29 163L27 162V159L25 160L26 164L24 163V160L21 158H19V154H15L17 152V150H15V148H9ZM16 151V152H15ZM92 151L95 152V154H92ZM101 151V152H100ZM104 151V152H103ZM106 151V152H105ZM125 151V153H124ZM152 151V152H151ZM157 151V152H156ZM193 151V152H192ZM205 151V152H204ZM0 151V153H3ZM127 152V154H126ZM135 152V153H134ZM141 152V153H140ZM149 152V153H148ZM155 152V153H154ZM212 152V153H211ZM242 152H243V156H242ZM9 155H8V154ZM88 155V157H86L85 154ZM132 153V154H131ZM240 153V154H239ZM247 153V154H246ZM102 154V155H101ZM114 154V155H113ZM131 154V155H130ZM137 154V155H136ZM152 154V155H151ZM157 156H156V155ZM171 154V155H170ZM206 154V155H205ZM222 154V155H221ZM1 155V154H0ZM13 157L12 159H10L11 157ZM13 155V156H12ZM17 157H16V156ZM34 155V157H33ZM40 157L38 161V157ZM85 155V156H84ZM90 155V156H89ZM109 155V156H108ZM116 155V156H115ZM128 155V156H127ZM161 155V156H160ZM165 155V156H164ZM210 155V156H209ZM214 157H212V156ZM247 155V156H246ZM4 156V153H3ZM30 156V157H29ZM134 156V157H133ZM139 156V157H137ZM209 156V158H208ZM216 156V157H215ZM25 157V158H26ZM33 157V158H32ZM36 157V159H35ZM101 158V160H99V158ZM105 157V158H104ZM137 157V158H136ZM147 157V158H146ZM158 157V158H157ZM163 157V158H161ZM167 157V158H165ZM221 157V158H219ZM242 157V158H241ZM115 158V159H114ZM119 158V159H118ZM128 158V160H127ZM133 158V159H131ZM136 158V159H135ZM151 158V159H150ZM169 158V159H168ZM204 158V159H203ZM214 158V159H213ZM239 158V160H238ZM245 158V159H244ZM18 159V161L15 160ZM34 159V160H33ZM150 159V161H149ZM161 159V160H160ZM208 159H210L208 161ZM212 159V160H211ZM236 159V158H235ZM107 160V161H106ZM111 160V161H110ZM206 160V162H205ZM214 160V161H213ZM20 161V162H19ZM23 161V162H22ZM29 161V160H28ZM34 161V162H33ZM103 161V162H102ZM115 161V162H114ZM121 161V162H120ZM135 161V162H134ZM140 161V162H139ZM204 161V163H203ZM245 161V163H243ZM41 162V164L39 163ZM44 162V163H43ZM100 165H99V163ZM109 162V163H107ZM133 162V164H132ZM142 162V163H141ZM151 162V163H150ZM209 162V164H208ZM223 162V163H222ZM6 163V164H5ZM18 163V164H17ZM20 163V164H19ZM33 163V164H32ZM35 163V164H34ZM38 163V164H37ZM136 163V164H135ZM144 163V164H143ZM159 163V164H158ZM164 163V164H163ZM216 163V164H215ZM220 163V164H219ZM246 163H248V165H246ZM13 164V165H11ZM24 164V166L22 165ZM32 166L29 167L28 166ZM143 164V165H142ZM154 164V166H153ZM169 164V165H168ZM220 166H219V165ZM224 164V166L221 168V166ZM242 164V167H241ZM8 165V166H7ZM10 165V166H9ZM111 167H110V166ZM118 165V166H117ZM138 165V166H137ZM164 165V166H163ZM203 169H202V166ZM207 165V166H206ZM19 166V167H18ZM45 166V165H44ZM47 166V165H46ZM100 166V167H99ZM104 167V168H101ZM107 166V167H106ZM140 170H138L136 167ZM151 166V167H150ZM213 166V167H212ZM237 166V167H238ZM246 166V167H245ZM21 167V168H20ZM132 167V168H131ZM147 167V168H146ZM157 167V169H156ZM164 167V168H163ZM210 169H209V168ZM216 170H215V168ZM245 167V168H244ZM12 168V170H11ZM24 168V169H23ZM28 168V169H27ZM41 168H44L43 166ZM101 168V169H100ZM108 168V169H107ZM112 168V169H111ZM121 168V169H120ZM124 168V169H123ZM129 168V169H128ZM144 168V169H143ZM150 168V169H149ZM167 168V169H166ZM206 168V169H205ZM33 171H32V170ZM115 169V171L113 170ZM119 171H118V170ZM127 169V171H126ZM134 169V170H133ZM171 169V170H170ZM205 169V171H204ZM219 169V170H218ZM247 169V170H245ZM250 169V170H249ZM27 170V171H26ZM102 170V171H101ZM111 170V171H110ZM148 170V171H147ZM150 170V171H149ZM157 170V171H156ZM166 170V172H165ZM209 170V171H208ZM218 170V171H217ZM4 171V172H3ZM23 171V172H22ZM26 171V172H25ZM40 171V170H38ZM38 171H35V174L38 173ZM43 171V170H41ZM40 171V172H41ZM121 171V172H120ZM123 171V172H122ZM164 171V172H163ZM168 171V172H167ZM188 171V172H187ZM212 171V172H211ZM222 171V172H221ZM247 171V172H246ZM29 172H32L31 174ZM44 172V171H43ZM106 174H104V173ZM207 172V173H205ZM5 175H4V174ZM29 173V174H28ZM102 173V174H101ZM124 173V174H123ZM128 173V174H127ZM154 173V174H153ZM168 173V174H167ZM172 175H171V174ZM224 173V174H223ZM227 175H226V174ZM130 174V175H129ZM136 174V177H135ZM144 174V175H143ZM159 174V175H157ZM166 174V175H165ZM207 174V175H205ZM243 174V175H242ZM250 174V175H249ZM38 175V174H37ZM39 175H44L43 173L39 174ZM104 175V176H102ZM125 175V176H124ZM149 175V176H148ZM154 175V176H153ZM163 175V176H162ZM220 175V177H219ZM223 175V176H222ZM245 175V176H244ZM13 176V177H12ZM28 176V177H27ZM128 176V177H127ZM140 176V177H139ZM142 176V177H141ZM153 176V177H152ZM159 176V177H158ZM227 176V177H226ZM247 176V177H246ZM24 180H23V178ZM105 177V178H104ZM119 177V179H118ZM121 177V178H120ZM131 177V178H130ZM135 177V178H134ZM150 177V178H149ZM208 177L210 179H208ZM224 177L226 178L224 179ZM250 177V178H249ZM252 177V178H251ZM4 178L6 180H4ZM27 178V179H26ZM29 178V179H28ZM40 178V177H39ZM114 178V179H113ZM128 178V179H127ZM144 178V179H143ZM155 178V179H154ZM11 179V180H10ZM27 181H26V180ZM31 179V180H30ZM33 179V180H32ZM123 179V180H122ZM172 179V180H171ZM176 179V180H174ZM224 179V180H223ZM254 179V180H253ZM4 180V181H3ZM9 180V181H8ZM39 179H36V182H40L38 181ZM44 180V181H42ZM107 180V181H106ZM118 180V181H117ZM121 180V181H120ZM129 180V181H128ZM142 180V181H141ZM148 180V182H147ZM159 180V181H158ZM218 180V181H217ZM232 180V181H231ZM15 181V182H14ZM24 181V182H22ZM31 181V182H30ZM61 181V180H60ZM59 181V182H60ZM111 181V182H110ZM115 181H117V183H115ZM127 181V182H126ZM139 183H138V182ZM141 181V182H140ZM150 181V182H149ZM155 181L157 183H155ZM169 181V182H168ZM192 181V182H191ZM211 181V182H210ZM218 183H217V182ZM233 181H235V183L233 184ZM250 181V182H249ZM254 181V182H251ZM18 182V183H17ZM26 182V183H25ZM57 181V184L55 182V188L58 189V186H60L61 182L59 183ZM145 182V183H144ZM154 182V183H153ZM221 182V183H220ZM224 182V183H223ZM8 183V184H7ZM16 184L17 186L14 185L15 188H13L12 184ZM23 183V184H21ZM29 183V185H28ZM31 183L33 185H31ZM98 182L97 187L95 189H93L92 194H94L96 197H99V203H102L101 201L103 200L102 195H104V185H102ZM112 183V184H111ZM128 183V184H127ZM132 183V184H131ZM176 183V184H175ZM193 183V184H192ZM214 183V184H213ZM252 183V184H251ZM5 184V186H4ZM35 184V185H34ZM59 184V185H58ZM118 184V185H117ZM124 184V185H123ZM137 184V185H136ZM144 184V185H143ZM192 184V185H191ZM256 184V185H255ZM11 185V186H10ZM21 185V186H20ZM28 185V186H27ZM115 185V186H114ZM131 185V186H130ZM143 185V186H142ZM151 185V186H150ZM154 185V186H153ZM162 185V186H161ZM164 185V186H163ZM219 185V186H217ZM240 185V186H239ZM31 186V187H30ZM38 186V187H37ZM130 186V187H129ZM142 186V187H141ZM147 186V187H146ZM158 186V187H157ZM226 186V187H225ZM6 187V188H5ZM35 187V188H34ZM162 187V188H161ZM167 187V188H166ZM178 187L180 189L177 188ZM229 187V188H228ZM232 187V188H231ZM244 187V188H243ZM252 187V188H251ZM4 188V191H3ZM11 188V189H10ZM166 188V190H165ZM213 188V189H212ZM220 190H219V189ZM223 188V190H221ZM240 188V190L238 189ZM243 188V189H241ZM252 190H251V189ZM10 189V190H9ZM19 189V191H18ZM102 189V190H101ZM117 189V190H115ZM123 189V191H122ZM128 189V190H127ZM161 189H164L161 191ZM172 189V192L170 191ZM225 189V190H224ZM232 192L233 195H235L234 197L232 196V198H230L231 200H229V204L228 208L227 205L225 204V196L223 194H226V190L227 191ZM233 189V190H232ZM2 190V191H1ZM7 190H8V194H5ZM12 190V191H11ZM30 190V192H32ZM112 190V191H111ZM145 190V191H144ZM209 190V191H208ZM215 190V191H214ZM218 190V191H217ZM10 191V192H9ZM23 191V192H24ZM98 191V192H97ZM133 191V192H132ZM135 191V193H134ZM138 191V192H137ZM144 191V192H143ZM167 191V192H166ZM213 191V192H212ZM217 191V192H216ZM221 191V192H220ZM225 191V192H224ZM252 191H254V193H252ZM35 192V191H34ZM121 192V194H120ZM128 192V193H127ZM148 192V193H147ZM162 192V193H161ZM166 192V193H165ZM176 192V193H174ZM239 192V193H238ZM242 192V193H241ZM125 193V194H124ZM146 193V195H145ZM156 193V194H155ZM220 193V194H219ZM242 195H241V194ZM2 194L4 196H2ZM100 194V195H99ZM111 194V195H110ZM162 194V195H161ZM169 194H171L169 196ZM121 195V196H120ZM127 198H126V196ZM168 195V196H167ZM178 195V196H177ZM222 195V196H221ZM254 195V196H253ZM130 196V197H129ZM174 196V197H173ZM243 196V197H241ZM8 197V198H6ZM118 197V198H117ZM129 197V198H128ZM140 197V199H139ZM224 197V198H223ZM238 197V198H237ZM252 197V198H251ZM11 198V199H10ZM146 198V199H145ZM220 198V199H219ZM240 198V199H239ZM244 198V199H243ZM4 199V200H3ZM166 199V200H165ZM168 199V200H167ZM177 199V200H176ZM179 199V200H178ZM219 199V201H218ZM225 199V200H224ZM236 199V200H235ZM251 199V201H250ZM6 200V201H5ZM118 200V201H117ZM133 200L135 202H133ZM170 200V201H169ZM219 203V205L217 204V201ZM244 202L242 203L241 202ZM245 200V201H244ZM247 200V201H246ZM14 203H12V202ZM166 201V202H165ZM10 202V203H9ZM117 202V203H116ZM121 202V203H120ZM129 202V204H128ZM137 202V203H136ZM155 202L156 205H155ZM176 202V203H174ZM247 202V205H246ZM20 203V205H19ZM113 203V204H112ZM116 203V204H115ZM167 203V204H166ZM193 203V204H192ZM7 204V206H6ZM13 204V205H12ZM17 204V205H15ZM137 204V205H136ZM150 205L151 207H149L148 205ZM163 204V205H162ZM176 204V205H175ZM23 205H26L25 207ZM115 205V206H114ZM140 205V206H138ZM147 205V206H146ZM223 205V206H222ZM12 208H11V207ZM19 209V207H21L19 210L16 209L17 207ZM24 208H23V207ZM127 206V207H126ZM155 206V207H154ZM180 206V207H179ZM221 206V207H220ZM249 208H248V207ZM6 207V208H5ZM133 207V208H132ZM142 209H140V208ZM232 207V208H231ZM163 208V209H162ZM227 208V209H226ZM242 208V209H240ZM248 208V209H247ZM4 209H8V210H4ZM16 209V210H15ZM24 211H23V210ZM121 209V210H120ZM148 209V210H147ZM161 209V210H160ZM179 209V210H178ZM223 209V210H222ZM2 210V211H1ZM16 213H15V211ZM27 210V211H26ZM256 210V211H255ZM258 210V212H257ZM9 211V212H8ZM22 211L24 213H22ZM26 211V213H25ZM93 211V212H92ZM155 211V212H154ZM174 211H176L174 213ZM192 211V212H191ZM220 211V212H219ZM225 211V212H224ZM249 211L251 213H249ZM2 212V213H1ZM4 212V213H3ZM8 212V213H7ZM14 212V213H13ZM18 212V213H17ZM33 212V213H32ZM92 212V213H90ZM100 212V213H99ZM29 213V214H28ZM99 213V214H97ZM142 213V214H140ZM164 213V214H163ZM170 213V214H169ZM255 213V214H254ZM10 214L9 217L6 215ZM13 214V215H12ZM17 214V215H16ZM21 214V215H20ZM26 214L29 216H26ZM38 217H36L35 216ZM38 214V215H37ZM115 214V215H114ZM119 214V215H118ZM138 214V215H137ZM174 214H176L174 216ZM238 214V215H237ZM16 215V217H15ZM20 215V216H19ZM30 215H31V219H30ZM87 215V216H86ZM91 215V216H90ZM99 215V217H98ZM128 215V216H127ZM169 215V216H168ZM19 216V217H18ZM81 216V215H80ZM115 216V217H114ZM118 216V217H117ZM135 216V217H133ZM174 216V217H173ZM243 216V218H245L244 216L248 217L247 220L244 222H241L240 225V219ZM256 216V218H255ZM11 217V218H10ZM12 217L14 218L12 220ZM23 217V218H22ZM73 217V218H72ZM90 217V218H89ZM92 217V218H91ZM110 217V218H109ZM131 217V218H130ZM146 217V218H145ZM154 217V218H153ZM252 217L254 219H252ZM263 217V218H262ZM4 218L5 221H4ZM20 218V219H19ZM25 218V219H24ZM37 218V219H36ZM41 218V219H39ZM96 218V219H95ZM100 218V219H99ZM117 218V220H116ZM130 218V219H129ZM143 218V219H142ZM151 218V219H150ZM160 218V220L158 219ZM163 218V219H162ZM192 218V219H191ZM239 220H238V219ZM251 218V219H250ZM262 218V219H261ZM19 221H18V220ZM24 219V220H22ZM30 219V221H29ZM33 219V220H32ZM43 219L45 221H43ZM90 219V220H89ZM169 219L171 220L169 222ZM10 220V222H9ZM17 220V221H16ZM28 220V221H27ZM42 220V221H41ZM79 220V221H78ZM97 220V222H96ZM101 220H103V223ZM250 220V222H249ZM260 220V221H257ZM21 221V222H20ZM36 221V222H35ZM76 221V223H75ZM110 221V222H109ZM118 221V222H117ZM125 221V222H124ZM151 221V222H149ZM155 221V222H154ZM160 221V222H159ZM195 223H194V222ZM18 222V223H15ZM24 222V223H23ZM34 222V223H33ZM101 222V223H100ZM117 222V223H116ZM128 222V223H127ZM143 222V223H141ZM255 222V223H254ZM22 223V226H20ZM28 223H30L31 225H28ZM33 223V224H32ZM38 223V224H37ZM41 225H40V224ZM45 223V226H43V224ZM95 223V225H94ZM100 225H99V224ZM103 223V226L101 225ZM116 223V224H115ZM161 223V224H160ZM248 223V225H246ZM254 223V224H253ZM4 224V225H3ZM12 224V225H11ZM15 224L19 225L16 226L17 228H14L13 225L15 226ZM50 224V225H49ZM92 224V225H91ZM98 224V225H97ZM111 224V225H110ZM119 224V226H118ZM123 224V225H122ZM140 224V225H139ZM223 224V225H222ZM257 224V227H256ZM7 225V226H6ZM27 225V226H26ZM35 225V226H34ZM38 225V226H37ZM127 225V226H126ZM139 225V226H138ZM191 225V226H190ZM262 225V226H261ZM2 226H5V228ZM10 228H9V227ZM12 226V227H11ZM30 226V227H29ZM37 226V229H36ZM47 226V228H46ZM54 226V227H53ZM82 226V227H81ZM85 226V227H84ZM87 226V227H86ZM113 226V227H112ZM141 226V227H140ZM165 226V227H164ZM169 226V227H168ZM193 226V227H192ZM245 226V227H244ZM248 226V227H247ZM252 226V227H251ZM255 226V227H254ZM38 227H40V229L42 228V230H40ZM45 227V228H44ZM49 227V228H48ZM53 227V228H52ZM76 227V230H75ZM80 229H79V228ZM84 227V228H83ZM94 227V228H93ZM111 227V228H109ZM124 227V228H123ZM144 227V228H142ZM176 227V228H175ZM188 227V228H187ZM222 227V228H221ZM9 228V229H7ZM15 231H14V229ZM30 228V229H28ZM35 228V229H33ZM52 228V229H51ZM86 228V229H85ZM99 228V229H98ZM105 228V229H104ZM173 228V229H172ZM191 228V229H190ZM242 228V229H241ZM249 228V229H248ZM254 229V230H251ZM263 228V229H262ZM4 229V230H2ZM11 229V230H10ZM39 229V230H38ZM45 229V230H43ZM48 229V230H47ZM52 230V232L50 230ZM53 229H55L53 231ZM82 229V230H81ZM102 229V230H101ZM128 229V230H127ZM217 229V230H216ZM246 229H248L246 231ZM8 230V233H7ZM10 230V231H9ZM21 230V231H20ZM30 230V232H29ZM33 230V231H31ZM111 230V231H110ZM168 230V231H167ZM221 230V231H220ZM233 230V231H232ZM4 231V234H3ZM13 231V232H12ZM19 231V232H16ZM42 234H47L45 236H43ZM45 231V232H44ZM91 231V232H90ZM103 231V232H102ZM118 231V233H117ZM121 231V233H120ZM137 231V232H135ZM146 231V232H145ZM172 231V232H171ZM217 231V232H216ZM219 231V232H218ZM245 233H244V232ZM249 231V232H248ZM6 232V233H5ZM13 234H12V233ZM15 232V234H14ZM26 232V233H24ZM49 232V233H48ZM77 232V233H76ZM93 232V233H92ZM95 232V233H94ZM98 232V235H97ZM123 232V233H122ZM134 232V233H133ZM174 232V233H173ZM243 232V233H241ZM32 235H31V234ZM35 235H34V234ZM89 233V234H88ZM103 233V234H102ZM105 233V234H104ZM110 233V234H109ZM148 233V234H146ZM169 233V234H167ZM253 233V234H252ZM5 238H3L2 236ZM10 234V235H8ZM14 235L13 239H12V235ZM23 234V235H22ZM52 234V235H49ZM90 234H92L90 236ZM130 234V235H129ZM138 234V235H136ZM180 234V235H179ZM184 234V235H183ZM220 234V235H219ZM248 234V235H247ZM252 234V235H250ZM27 235V236H26ZM40 235V236H39ZM41 235L44 237H41ZM56 235V236H55ZM79 235V236H78ZM88 235V236H87ZM106 235V236H104ZM158 235V236H157ZM168 235V236H167ZM174 235V237H173ZM250 235V236H249ZM17 236V237H16ZM26 238H25V237ZM31 238H29V237ZM35 236V238H34ZM39 236V237H38ZM93 236V237H92ZM124 236V237H123ZM136 236V237H135ZM162 236V237H161ZM166 236V237H165ZM182 236V237H181ZM184 236V238H183ZM244 236V238H242ZM246 236V240L245 239ZM249 236V237H248ZM24 237V239H23ZM82 237V238H81ZM131 237V238H130ZM133 237V239H132ZM138 237V238H137ZM191 237V238H190ZM195 237V238H194ZM251 237V238H250ZM2 238V239H1ZM10 238V239H9ZM48 238V239H47ZM51 238V239H50ZM54 238V239H53ZM57 238H59V241L56 240ZM80 240H79V239ZM87 238V239H86ZM98 238V239H97ZM118 238V239H119ZM180 238H183L180 240ZM199 238V239H198ZM216 238V239H215ZM242 238V240H240ZM5 239V240H4ZM8 241H7V240ZM20 239V240H19ZM21 239L24 241H22L21 243ZM31 239V240H30ZM35 239V240H34ZM37 239V241H36ZM45 239V240H44ZM50 239V240H49ZM97 239V241H96ZM106 239V240H105ZM109 239V240H108ZM125 239V240H124ZM172 239V240H171ZM191 239V242H190ZM218 239V240H217ZM222 239V240H221ZM251 240V243L250 240ZM253 239V240H252ZM12 240V241H11ZM30 240V242H29ZM45 242H44V241ZM54 240V241H52ZM61 240V241H60ZM184 240V241H183ZM220 240V241H219ZM6 241V242H5ZM36 241V242H35ZM39 241V242H38ZM84 241V242H82ZM88 241V242H87ZM90 241V242H89ZM107 241V242H106ZM126 241V242H125ZM129 241V243H128ZM133 241V242H132ZM167 243H166V242ZM178 241V242H177ZM217 241V242H216ZM219 241V242H218ZM224 241V242H223ZM241 241V242H240ZM246 243H245V242ZM10 242V243H9ZM14 243L13 245H10L12 243ZM29 242V243H28ZM33 242V243H31ZM38 242V243H37ZM48 242L50 244V248L48 247ZM58 242V245H57ZM63 242V243H62ZM99 242V243H98ZM182 242V243H180ZM193 242V243H192ZM195 242V243H194ZM201 242V243H200ZM226 242V243H225ZM236 242V243H235ZM243 242V243H242ZM254 242V243H253ZM21 243V244H20ZM53 243V244H51ZM61 245H60V244ZM133 243V244H132ZM179 243V244H178ZM225 243V244H224ZM241 243V244H240ZM249 243V244H248ZM255 243L256 246H255ZM17 244V245H16ZM18 244L20 245V248L18 246ZM33 244V246H32ZM35 244V246H34ZM43 245V246H39V245ZM96 244V245H95ZM158 244V245H157ZM174 244H176L174 246ZM193 244V245H192ZM219 244V245H218ZM239 244V245H238ZM250 244H252V246H250ZM261 244V245H260ZM2 245V246H1ZM3 245H6L5 247H3ZM28 249H25L26 247L23 248V246H25ZM30 245V246H29ZM37 245V247H36ZM45 245V246H44ZM47 245V246H46ZM54 245V246H51ZM55 245L57 248H55ZM103 245V246H101ZM137 245V246H136ZM157 245V246H156ZM245 245V246H243ZM62 246V247H61ZM64 246V247H63ZM100 246V247H99ZM114 246V248H113ZM135 248H133V247ZM191 246V247H190ZM208 246V247H207ZM241 246V247H240ZM9 247V248H8ZM36 247V248H34ZM42 247V248H40ZM53 247V248H52ZM96 250H95V248ZM138 247V248H137ZM161 247V248H160ZM205 247V248H204ZM228 247V248H227ZM248 247V249H247ZM253 247L252 252H250L249 250ZM5 248V249H4ZM16 248V249H15ZM31 248V249H30ZM40 248V249H39ZM62 250H61V249ZM81 248V249H80ZM83 248V249H82ZM107 248V249H106ZM110 248V249H109ZM118 248V249H116ZM129 248V249H128ZM132 250H131V249ZM160 248V249H157ZM167 248V249H166ZM171 248V249H170ZM186 248V251L185 249ZM191 248V249H190ZM197 248V249H196ZM224 248V249H223ZM226 248V249H225ZM238 248V249H237ZM244 248V249H242ZM8 249V250H7ZM18 251V252H16ZM37 250L36 252L34 251V254L32 250ZM45 249V250H44ZM46 249L48 251H46ZM57 249V251H56ZM65 251H64V250ZM80 249V250H79ZM86 249V250H85ZM90 249V250H89ZM138 249V250H137ZM166 249V250H165ZM188 249V250H187ZM224 251H222V250ZM229 249V250H228ZM242 249V250H241ZM10 250H14V252L10 251ZM26 250V251H25ZM31 250V251H30ZM53 250V251H52ZM85 250V251H84ZM99 250V251H98ZM112 250V251H111ZM116 250V251H115ZM176 250V252H175ZM202 252H201V251ZM205 250V251H204ZM227 250V251H226ZM237 250V251H236ZM262 250V251H261ZM8 251V252H7ZM41 251V252H40ZM50 251V252H49ZM67 251V252H66ZM81 251V252H80ZM95 251V252H94ZM101 251V252H100ZM149 251V252H147ZM170 253H168V252ZM171 251V252H170ZM174 251V252H173ZM200 254H199V252ZM232 251V253H231ZM238 251H240V254L242 252V254L240 255L238 253ZM4 252V253H3ZM28 252V253H27ZM49 252V253H48ZM69 252V253H68ZM116 252V253H115ZM154 252V253H153ZM181 252H183L181 254ZM192 252V254H191ZM194 252V253H193ZM236 252V253H235ZM248 252V253H247ZM256 252H258L256 254ZM13 253V254H12ZM16 253V255L14 254ZM18 253V254H17ZM25 253V254H23ZM44 253V254H43ZM52 253V255H51ZM54 253V254H53ZM64 253V254H63ZM92 253V254H91ZM137 253V254H136ZM152 253V254H151ZM159 253V254H158ZM168 253V254H167ZM178 253V254H177ZM181 255H180V254ZM196 253V254H195ZM226 253V254H224ZM228 253V254H227ZM238 253V254H237ZM251 253V254H250ZM260 253V254H259ZM263 253V254H262ZM3 254V255H2ZM7 254V255H6ZM22 254V255H21ZM29 254V255H28ZM34 254V255H33ZM86 254V255H85ZM97 254V255H96ZM195 254V255H194ZM237 256V257H235ZM250 257H249V255ZM256 254V255H255ZM5 255V256H4ZM17 255H19V257H17ZM49 255V256H48ZM55 255V256H54ZM90 259H89V256ZM111 255V256H110ZM142 255V256H141ZM154 255V256H153ZM189 255V256H188ZM194 255V257H193ZM201 256V258L198 257ZM227 255V256H226ZM241 257H239V256ZM243 255V257H242ZM248 255V256H247ZM255 255V256H254ZM3 256V257H2ZM16 256V257H15ZM40 256V257H38ZM45 256V257H43ZM52 256V257H51ZM182 256V257H181ZM192 256V257H191ZM225 256V258H224ZM235 258H234V257ZM16 259H14V258ZM26 257V259H24ZM27 257L29 259H27ZM42 257V258H41ZM96 257V258H95ZM110 257V258H109ZM144 257V258H143ZM178 257V258H177ZM231 257V258H230ZM247 257V258H246ZM9 258V259H8ZM46 258V259H45ZM62 258V259H60ZM64 258V259H63ZM69 258V260L67 259ZM164 258V259H163ZM185 258V259H184ZM188 258V259H187ZM192 258V259H191ZM203 258V259H202ZM234 258V259H233ZM240 258V259H239ZM243 258V259H242ZM259 258V259H258ZM3 259V260H2ZM4 259L6 261H4ZM13 259V260H12ZM19 259V260H18ZM31 259V260H30ZM66 259V260H65ZM120 259V260H119ZM178 259V261L176 260ZM181 259V260H180ZM211 259H213L211 261ZM230 259V260H229ZM264 259V258H263ZM30 260V262H29ZM33 260V261H32ZM53 260V261H51ZM57 260V261H56ZM63 260V261H62ZM111 260V261H110ZM175 260V262H174ZM193 263H192V261ZM196 260H200V261H196ZM222 260V261H221ZM226 260V261H224ZM229 260V261H228ZM237 260H239L237 262ZM262 260V262H261ZM8 261V262H7ZM11 261V263H10ZM15 261V263L13 262ZM24 261V262H23ZM39 263H38V262ZM70 261V262H69ZM94 261V262H93ZM107 261V262H106ZM167 261V262H166ZM195 261V262H194ZM204 263H203V262ZM211 261V262H210ZM255 261L257 263H255ZM26 262V263H25ZM35 262V263H34ZM44 262V263H43ZM68 262V263H66ZM98 262V263H97ZM113 262V263H110ZM123 262V263H122ZM153 262V263H152ZM166 262V263H165ZM201 262V263H200ZM237 262V263H236ZM20 263V264H21ZM186 263V264H187ZM244 263V262H243ZM240 262V264H243ZM72 264V262L70 263ZM247 264V263H246Z\"/></svg>","mask_w":264,"mask_h":264},{"label":"bare ground","instance_id":"obj_2","mask_svg":"<svg viewBox=\"0 0 264 264\" xmlns=\"http://www.w3.org/2000/svg\"><path fill=\"white\" fill-rule=\"evenodd\" d=\"M17 1V0H16ZM15 0H0V75L2 74V76L4 77L3 79H6L7 81H9V82H11L12 84H13V86H14V89H15V98H14V101H15V103H13V104H16V113H17V117H18V120L20 121V123H21V125L19 126V130H18V132L17 131H12V132H17L18 134L16 135V138H12V137H10L9 135H5L6 137H2L1 136V138H2V140L3 141H1L3 144H4V146L2 145V143L0 144V146L2 145L3 147L2 148H0V151L1 152H3L4 150H1V149H5V151L3 152L4 153V156H3V153H0L1 155H0V158L2 157H5V159H8L9 160V157L7 158L6 156L7 155H5V152H8L9 151V148H12L13 149V147L15 148V150H17V152L15 153V154H19V158H21V160L24 158L25 160L27 159V162L29 163L30 161H32V160H30V158H28V157H26V156H28V155H30V156H32V153L34 154V153H38L39 152V154L38 155H40V157H41V160L42 159H44V162H46V164L44 163V165L43 164H41V162H39L41 165H40V169H39V165H37L36 167H32V166H28V164H27V166H28V168L29 167H32V169L33 170H35L34 168H36V170L35 171H38V170H43V171H38V175L37 174H35V171H33L32 169V171L34 172L33 173V177H29V178H34V180H35V184L37 183V185H39V186H41V181H40V179H45V181L46 182H48V184L46 185V183H43V185H45V186H41V187H38V188H36V189H38V190H35V189H33V191L31 190V189H28L29 191H27V192H25L24 190H21V189H24V187H26V185L23 187V188H19L18 187V185H16V184H12L13 185V188H15L14 187V185L15 186H17V188H19L20 189V192L18 193V195H17V193H15L16 194V196L14 197V199H16L14 202H16L17 201V203L18 202H20V203H24V204H26V205H28V206H30V208L32 209V210H35L36 212L35 213H38L39 215H41L42 217H44V219H48V220H50V222H52V224L55 226V229H56V231L55 232H57V229H58V233H56V235L57 234H59L60 233V239H62V241L66 244V246H67V248L69 249V256L70 257H72V258H70L71 259V262H72V264H86L87 262H85L86 260H84L83 258H82V252L79 254V252H78V247H79V245L77 244V241H76V237H75V232H74V228L72 227V225H73V223L71 222V220L69 219V216L67 215V213L69 214H71V215H74L75 216V219H76V221H77V218L78 217H82V214H84V213H82V212H84L85 210H91L92 208H94L95 209V211H96V208H97V210L99 209L100 211H101V218L102 219H104L105 220V223H106V226H107V228H108V222H107V218H108V208H109V204L111 203H109V196H108V193L110 192V191H108V187H107V185L105 184V183H102L101 181V177H100V175H99V173H98V170L99 169H97V165H96V162L94 161V159H92L94 156H92V158L90 157V158H88V159H86V158H83V156H81L80 155V151H81V149H80V146H81V143L79 142L81 139V137L79 138V136L77 137L76 135H78L75 131L76 130H74L73 128H74V126H72V127H70V126H68L67 125V123L65 124V120H67V118H65V120H64V115L62 114L63 112H61L62 110L60 109V107H56V106H58V105H56L55 103H54V101H53V98H52V94L50 93V91H48V89L46 88V86H44V85H48V84H43L42 85V83H41V79L39 78V77H42V76H39V73H38V71L40 70H38L37 71V74H36V72H35V68H37V67H35L34 66V64H33V61H32V55H26V57L25 56H23V54H21L20 53V51H19V49H21L20 47H18L17 45L18 44H20V45H22L24 48H27L25 45L28 43L29 44V42L32 40V39H34V38H36V37H34L35 36V29L36 28H34V26H32V25H34V24H32V19L30 18V16H29V14H28V12H27V9L26 10H24L25 8H22V9H19V10H22L23 12H19L18 10H17V8H16V2ZM22 1H24V0H22ZM34 1V0H33ZM36 1V0H35ZM35 1L33 2V3H35ZM38 1V0H37ZM40 1V0H39ZM54 1H56V0H54ZM63 1V0H62ZM90 1V0H89ZM121 1V0H120ZM119 1V2H120ZM125 1V0H124ZM137 1V0H136ZM145 1V0H144ZM154 1V0H153ZM153 1L151 2V3H153ZM156 1V0H155ZM154 1V2H155ZM159 1V0H158ZM164 2L166 1V0H163ZM168 1H170V2H168V7H167V3H166V5H165V7H164V9L162 8V10H168L167 12H165V13H167V15H166V18H165V16H164V18L165 19H163V22H162V18H158V20H160V22L161 23H159V25H160V27H159V29L161 28V33H160V31H159V37H160V41L164 44V45H168L170 48H168L167 47V45H166V47H167V49H171V50H169V52H167V53H170L171 51L173 52V53H175V52H178L177 51V49H178V46H179V44L183 41V42H186V40H187V42H188V37H187V34H188V32H190L189 34H190V41L189 42H191L189 45H190V47L192 46V45H195L196 46V48L197 49H199V47H203L204 46V44L203 43H207L208 41H206V39H209L210 38V35L209 34H211L212 32H216V33H219L218 31L220 30H218V26H216L217 25V22H216V20L214 19V17H213V10L214 9H216L215 7H218V5L221 7V9H222V11L224 10L225 11V14H224V25H225V29H224V33H223V48H222V50H223V55H222V63H221V73H220V75H222V76H220L222 79H223V81H225V82H227V85H228V89H230L231 91H232V94L233 95H235V85L237 84V85H239V86H237L236 88L238 89V88H240L238 91L240 92V95H239V98H240V100H241V102L244 104V106H246L247 105V103L249 104V106H250V109H251V116H250V118H249V120L247 121V123L245 124V123H243L244 125L242 126V128H241V130H239V129H237V130H239V131H241L240 132V139H239V143H240V146L242 145V147H246L247 148V151H249V153H248V157H250L249 159V162H251L250 164L252 165V167H253V169H254V172L252 171V174L254 173L255 174V178H257L258 179V182H257V187H256V189L254 190L255 192H256V194H255V197H254V200H253V202H252V204L251 205H253V206H255V209L256 208H258V210H259V212H260V214H263L264 213V61H263V55H264V51H263V47H261V49H260V41H261V39L262 38H264V35H263V32H262V30L261 31H257V30H259V27L260 26H258V23H255L256 21H258V20H256L257 19V17H256V15H255V13H252L253 11H252V9L250 8V7H252V8H255V6L254 5H251V4H256V6H257V4L260 6V7H263V11H264V0H168ZM242 1H244V4H243V6L241 5L242 3ZM19 2H21V0L19 1ZM25 2V1H24ZM23 2V3H24ZM28 2V1H27ZM29 2H30V0H29ZM46 2V1H45ZM59 2H61V1H59ZM65 2H67V1H65ZM93 2V1H92ZM107 2V1H106ZM150 2V0L148 1V3ZM161 2H162V0H161ZM167 2V1H166ZM51 3V2H50ZM54 3V2H53ZM100 3V2H99ZM103 3V2H102ZM111 3H113V2H111ZM148 3H147V5H148ZM171 3V4H170ZM39 4V3H38ZM41 4V3H40ZM45 4V3H44ZM76 4V3H75ZM82 4V3H81ZM87 4V3H86ZM104 4V3H103ZM125 4V3H124ZM123 4V5H124ZM131 4V3H130ZM138 4V3H137ZM141 4H143V2L141 3ZM145 4V3H144ZM158 4V3H157ZM165 4V3H164ZM21 5H23L22 4V2H21ZM48 5H49V2H48ZM52 5V4H51ZM55 5H57V4H55ZM54 5V6H55ZM96 5V4H95ZM119 5V4H118ZM134 5V4H133ZM133 5H131V6H133ZM20 6V5H19ZM32 6V5H31ZM37 6V5H36ZM39 6H41V5H39ZM38 6V7H39ZM63 6H64V4H63ZM99 6V5H98ZM102 6V5H101ZM127 6V5H126ZM130 6V7H131ZM138 6V5H137ZM151 6V5H150ZM156 6V5H155ZM245 6V7H244ZM254 6V7H253ZM34 7V6H33ZM46 7V6H45ZM68 7V6H67ZM81 7V6H80ZM94 7V6H93ZM122 7V6H121ZM136 7V6H135ZM135 7H133V8H135ZM140 7V6H139ZM147 7V6H146ZM158 7H160V5L158 6ZM35 8V7H34ZM56 8H58V7H56ZM55 8V9H56ZM75 8V7H74ZM105 8V7H104ZM111 8V7H110ZM125 8V7H124ZM142 8V7H141ZM145 8V7H144ZM151 8V7H150ZM155 8H157V7H155ZM248 8L252 11H250L249 10V12H247L248 11ZM41 9V8H40ZM53 9V8H52ZM61 9V8H60ZM77 9V8H76ZM118 9V8H117ZM154 9V8H153ZM152 9V10H153ZM241 9H243V10H241ZM46 10V9H45ZM57 10V9H56ZM78 10H80V9H78ZM83 10V9H82ZM115 10V9H114ZM118 10H120V8L118 9ZM117 10V11H118ZM123 10V9H122ZM125 10V9H124ZM135 10V9H134ZM141 10V9H140ZM152 10H150V12L152 11ZM155 10H157V9H155ZM219 10V9H218ZM237 10H241V11H243V13L240 11V13H242L241 14V16H244L243 18H244V21H245V25L250 29V30H256V28L254 27L255 25L257 26V30L254 32V30H253V33H252V36H254L255 37V44H251V45H249L248 47H245V49H240L239 48V45H238V47H237V45H236V42H238V41H234V42H232L231 41V39H230V32H231V28H232V25H233V23H234V21H235V17H236V14H235V12L237 11ZM29 11V10H28ZM36 11V10H35ZM40 11V10H39ZM42 11V10H41ZM51 11V10H50ZM77 11V10H76ZM92 11V10H91ZM107 11V10H106ZM117 11H114V12H117ZM131 11V10H130ZM133 11V10H132ZM142 11V10H141ZM158 11V10H157ZM262 11V10H261ZM34 12V11H33ZM53 12V11H52ZM58 12H60V11H58ZM62 12V11H61ZM65 12V11H64ZM75 12V11H74ZM104 12V11H103ZM112 12V11H111ZM110 12V13H111ZM126 13H127V11H125ZM144 12V11H143ZM162 12V11H161ZM238 12V11H237ZM254 12H255V9H254ZM30 13V12H29ZM36 13H37V11H36ZM44 13V12H43ZM50 12H48V14H49ZM63 13V12H62ZM71 13H73V12H71ZM80 13V12H79ZM91 13V12H90ZM99 13V12H98ZM107 13V12H106ZM105 13V14H106ZM119 13V12H118ZM126 13H125V15H126ZM134 13V12H133ZM148 13V12H147ZM156 13H158V12H156ZM160 13V12H159ZM163 13H164V11H163ZM220 13V12H219ZM40 14H42V13H40ZM52 14V13H51ZM60 14V13H59ZM63 14H65V13H63ZM77 14V13H76ZM108 14V13H107ZM113 14V13H112ZM132 14V13H131ZM141 14V13H140ZM154 14H155V12H154ZM222 14H223V12H222ZM221 14V15H222ZM253 14H254V17H253ZM33 15V14H32ZM36 15V14H35ZM91 15H92V13H91ZM91 15H89V16H91ZM94 15V14H93ZM104 15V14H103ZM128 15V14H127ZM134 15V14H133ZM142 15V14H141ZM153 15V14H152ZM258 15V14H257ZM37 16H38V14H37ZM41 16V15H40ZM49 16V15H48ZM51 16V15H50ZM62 16V15H61ZM74 16V15H73ZM96 16V15H95ZM135 16V15H134ZM150 16V15H149ZM154 16V15H153ZM156 16H157V14H156ZM46 17V16H45ZM52 17V16H51ZM79 17V16H78ZM81 17V16H80ZM83 17H84V15H83ZM96 17H99V16H96ZM104 17V16H103ZM109 17V16H108ZM112 17V16H111ZM119 17V16H118ZM129 17V16H128ZM127 16H126V18H128ZM138 17V16H137ZM147 17V16H146ZM155 17V16H154ZM36 18V17H35ZM43 18V17H42ZM48 18V17H47ZM50 18V17H49ZM63 19H64V16L62 17ZM68 19H70L69 17H67ZM85 18V17H84ZM88 18V17H87ZM110 18V17H109ZM130 18V17H129ZM139 18V17H138ZM138 18H137V20H138ZM33 19H34V17H33ZM53 19V18H52ZM66 19V18H65ZM94 19H96V18H94ZM112 19V18H111ZM111 19H110V21H111ZM120 19H122V18H120ZM131 19V18H130ZM147 19V18H146ZM38 20V19H37ZM46 20V19H45ZM51 20V19H50ZM54 20V19H53ZM52 20V21H53ZM125 20V19H124ZM141 20V19H140ZM157 20V21H158ZM214 20H215V22H214ZM256 20V21H255ZM41 21V20H40ZM43 21V20H42ZM62 21V20H61ZM68 21V20H67ZM66 20H65V22H67ZM71 21V20H70ZM69 21V22H70ZM76 21V20H75ZM89 21V20H88ZM98 21V20H97ZM109 21V20H108ZM109 21V22H110ZM117 21H119V20H117ZM131 21V23H132V21L133 20H130ZM155 21V20H154ZM156 21V22H157ZM221 21V20H220ZM240 21V20H239ZM243 21V22H244ZM33 22H34V20H33ZM39 22V21H38ZM54 22V21H53ZM136 22V21H135ZM241 22V21H240ZM31 23V24H30ZM41 23V22H40ZM74 22H72V24H73ZM78 23V22H77ZM87 23V22H86ZM90 23V22H89ZM88 23V24H89ZM95 23H98V22H95ZM102 23V22H101ZM113 23V22H112ZM114 23H116V22H114ZM119 23V22H118ZM124 23H126V22H124ZM130 23V25H132ZM138 23V22H137ZM221 23V22H220ZM255 23V24H254ZM39 24V23H38ZM46 24H47V22H46ZM54 24V26L56 25L55 23H53ZM58 24V23H57ZM62 24H63V22H62ZM72 24H70V25H72ZM80 24V23H79ZM123 24V23H122ZM134 24V23H133ZM146 24V23H145ZM156 24V23H155ZM253 24H254V26H253ZM52 25V24H51ZM69 25V24H68ZM98 25V24H97ZM108 25V24H107ZM112 25V24H111ZM129 25V24H128ZM149 25V24H148ZM223 25V26H224ZM239 25H240V23H239ZM243 25V24H242ZM260 25V24H259ZM43 26V25H42ZM66 26V25H65ZM80 26L82 27V25L80 24ZM92 26V25H91ZM104 26V25H103ZM109 26V25H108ZM116 26V25H115ZM133 26V25H132ZM137 26H139V25H137ZM137 26H136V28H137ZM245 26V27H246ZM253 26V27H252ZM38 27V26H37ZM44 27V26H43ZM64 27V26H63ZM69 27V26H68ZM76 27V26H75ZM74 27V28H75ZM98 27V26H97ZM97 27H96V29H97ZM105 27V26H104ZM121 27H122V25H121ZM128 27V26H127ZM133 27H135V26H133ZM141 27V26H140ZM150 27V26H149ZM155 27H158L157 25H155ZM45 28H46V26H45ZM55 28V27H54ZM70 28V27H69ZM83 28H84V26H83ZM86 28V27H85ZM123 28H124V26H123ZM130 28V27H129ZM261 28H262V26H261ZM264 28V27H263ZM262 28V29H263ZM42 29V28H41ZM56 29V28H55ZM59 29V28H58ZM57 29V30H58ZM79 29V28H78ZM77 29V30H78ZM115 29V28H114ZM121 29V28H120ZM126 29H128V28H126ZM135 29V28H134ZM156 29V28H155ZM235 29V28H234ZM239 29V28H238ZM246 29V28H245ZM50 29H48V31H49ZM66 30H68V29H66ZM74 30V29H73ZM86 30L88 31V29L86 28ZM94 30V29H93ZM102 30V29H101ZM107 30H108V28H107ZM138 30V29H137ZM137 30H136V32H137ZM143 30H144V28H143ZM177 30H178V32L179 33H182V38L180 39L181 41H179V39H176L175 38V36H176V33H178L177 32ZM211 30V31H210ZM241 30V29H240ZM52 31V30H51ZM70 31H72V30H70ZM80 31V30H79ZM82 31V30H81ZM80 31V32H81ZM91 31H92V29H91ZM94 31H97V30H94ZM99 31H100V29H99ZM114 31V30H113ZM116 31V30H115ZM114 31V32H115ZM117 31H118V29H117ZM142 31V30H141ZM156 31H157V29H156ZM176 31V33H174ZM242 31V30H241ZM247 31H249V30H247ZM38 32H39V30H38ZM44 32H45V29H44ZM53 32V31H52ZM57 32V31H56ZM67 32V31H66ZM73 32V31H72ZM76 32V31H75ZM78 32V31H77ZM123 32V31H122ZM122 32H120V33H122ZM129 32V31H128ZM133 32H135V31H133ZM211 32V33H210ZM237 32V31H236ZM245 32V31H244ZM40 33V32H39ZM38 33V34H39ZM43 32L41 31V35H43L42 34ZM47 33V32H46ZM83 33V32H82ZM87 33V32H86ZM108 33V32H107ZM127 33V32H126ZM130 33V32H129ZM141 33V32H140ZM173 33L175 34L174 35V38H173ZM246 33V32H245ZM37 34V35H38ZM48 34V33H47ZM55 34V33H54ZM57 34V33H56ZM74 34V33H73ZM77 34V33H76ZM78 34H79V32H78ZM94 34H96V33H94ZM110 34V33H109ZM113 34V33H112ZM112 34H110V35H112ZM135 34V33H134ZM153 34V36H154V33H152ZM235 35H236V33H234ZM251 34V33H250ZM46 35V34H45ZM71 35V34H70ZM98 35V34H97ZM99 35H100V33H99ZM132 35V34H131ZM140 35V34H139ZM179 35V34H178ZM209 35V36H208ZM213 35V34H212ZM220 35V34H219ZM222 35V34H221ZM239 35H240V33H239ZM53 36V35H52ZM59 36V35H58ZM63 36V35H62ZM79 36L80 37H82L80 34H79ZM84 36V35H83ZM142 36H144V34L142 35ZM145 36H146V34H145ZM155 36H157V35H155ZM154 36V37H155ZM209 37V38H206V37ZM234 36V35H233ZM34 37V38H33ZM38 37V36H37ZM40 37H43V36H40ZM69 37V36H68ZM96 37H98V36H96ZM133 37H135V36H133ZM152 37V36H151ZM159 37H157V38H159ZM177 37V36H176ZM214 37V36H213ZM39 38V37H38ZM77 38V37H76ZM116 38H117V36H116ZM124 38V37H123ZM146 38H147V36H146ZM153 38V37H152ZM156 38V39H157ZM222 38V37H221ZM232 38V37H231ZM42 39H44V38H42ZM50 39H51V37L49 38V40H47L46 38L44 39V40H47L48 42L50 41ZM61 39V40H60ZM59 40L60 41H62V38H60ZM65 39H66V37H65ZM72 39H73V37H72ZM71 39V40H72ZM84 39V38H83ZM83 39H81V40H83ZM103 39V38H102ZM128 39V38H127ZM126 39V41H128ZM148 39H149V37H148ZM151 39V38H150ZM94 40V39H93ZM113 40V39H112ZM133 40V39H132ZM152 40V39H151ZM174 40H178V42H175ZM205 40V42H203ZM243 40V39H242ZM249 40H250V36H249ZM264 40V39H263ZM262 40V41H263ZM32 41H34V40H32ZM52 41L53 40H51L50 42L52 43ZM55 41H56V39H55ZM73 41H74V39H73ZM80 41V40H79ZM99 41H103V40H99ZM98 41V42H99ZM109 41V40H108ZM111 41V40H110ZM118 41H119V39H118ZM121 41H123V40H121ZM120 41V42H121ZM126 41H125V43H126ZM129 41H130V39H129ZM137 41V40H136ZM139 41V40H138ZM138 41H137V43H138ZM145 41V40H144ZM155 41H157L158 42V40H155ZM218 41V40H217ZM252 41V40H251ZM35 42V41H34ZM38 42V41H37ZM43 42V41H42ZM69 42V41H68ZM67 42V43H68ZM72 42V41H71ZM75 42V41H74ZM84 42H85V40H84ZM92 42V41H91ZM105 42H107V41H105ZM150 43H151V41H149ZM157 42H156V44H157ZM213 43L215 42L214 40L212 41ZM221 42H222V40H221ZM250 42V41H249ZM46 43V42H45ZM54 43V42H53ZM56 43H58L57 41H56ZM87 43V42H86ZM86 43H84V44H86ZM89 43V42H88ZM95 43H97V42H95ZM100 43V42H99ZM98 43V44H99ZM123 43V42H122ZM130 43H131V41H130ZM146 43H147V41H146ZM159 43V42H158ZM205 43V44H206ZM244 43V42H243ZM27 44V45H28ZM33 44V43H32ZM31 44V45H32ZM50 44V43H49ZM63 44V43H62ZM74 44V43H73ZM102 44V43H101ZM140 44H142V43H140ZM182 45H185V44H183V43H181ZM181 44H180V46H181ZM208 45L210 44V43H207ZM218 44V43H217ZM19 45V46H20ZM33 45H35V44H33ZM45 45H48L47 43L45 44ZM52 44H50V46H51ZM53 45H55V44H53ZM64 45V44H63ZM62 45V46H63ZM67 45V44H66ZM75 45H76V43H75ZM78 45V44H77ZM88 45V44H87ZM96 45V44H95ZM105 45H106V43H105ZM127 45V44H126ZM152 45V44H151ZM211 45V44H210ZM215 45V44H214ZM247 45V44H246ZM21 46V47H22ZM36 46V45H35ZM41 46V45H40ZM58 46V45H57ZM57 46H56V48H57ZM72 46V45H71ZM79 46V45H78ZM86 46V45H85ZM120 46V45H119ZM142 46V45H141ZM146 46V45H145ZM154 46V45H153ZM158 46V45H157ZM207 45H205L204 47H206ZM241 46V45H240ZM259 46V47H258ZM42 47H45V46H42ZM95 47V46H94ZM126 47V46H125ZM140 47V46H139ZM149 47V46H148ZM155 47V46H154ZM154 47H153V49H154ZM24 48H22V49H24ZM52 48V47H51ZM67 48V47H66ZM70 48V47H69ZM74 48V47H73ZM76 48V47H75ZM78 48V47H77ZM107 48V47H106ZM112 48H113V46H112ZM122 47H120V49H121ZM152 48V47H151ZM156 48V47H155ZM158 48V47H157ZM162 48V47H161ZM185 48H189V46H187V47H185ZM208 48V47H207ZM215 48V47H214ZM242 48H244L243 46H242ZM32 49V48H31ZM44 49V48H43ZM50 49V48H49ZM68 49V48H67ZM83 49V48H82ZM92 49V48H91ZM94 49V48H93ZM111 49V48H110ZM114 49V48H113ZM145 49H146V47H145ZM165 49L166 48H164L163 50H164V52H165ZM25 50V49H24ZM36 50V49H35ZM41 50V49H40ZM60 50V49H59ZM58 50V51H59ZM61 50H63V49H61ZM75 50V49H74ZM101 50H102V48H101ZM109 50V49H108ZM126 50V49H125ZM129 50V49H128ZM142 50V49H141ZM149 50V49H148ZM156 50V49H155ZM160 50V49H159ZM181 50V49H180ZM187 50V49H186ZM192 50V49H191ZM213 50V49H212ZM219 50V49H218ZM29 51V50H28ZM33 51V50H32ZM32 51H30V53H32ZM37 51V50H36ZM35 51V52H36ZM44 51V50H43ZM56 51H57V49H56ZM70 51V50H69ZM91 51V50H90ZM105 51H107V50H105ZM104 50H103V52H105ZM110 51V50H109ZM117 51V50H116ZM118 51H119V47H118ZM150 51V50H149ZM151 51H154V50H152L151 49ZM183 51V50H182ZM262 51H263V55H262ZM25 52H26V50H25ZM46 52H47V50H46ZM52 52V51H51ZM54 52V51H53ZM64 52V51H63ZM103 52H101V53H103ZM111 52V51H110ZM114 52V51H113ZM134 52V51H133ZM137 52V51H136ZM155 52V51H154ZM162 52V51H161ZM164 52H162L163 54H164ZM171 52V53H172ZM189 52V51H188ZM28 53V52H27ZM27 53H25V54H27ZM45 53V52H44ZM48 53V52H47ZM54 53H56V52H54ZM59 53V52H58ZM57 53V54H58ZM93 53H94V51H93ZM115 53V52H114ZM167 53L165 54V55H167ZM172 53V54H173ZM185 53H186V51H185ZM184 53V54H185ZM190 53V52H189ZM24 54V55H25ZM37 54V53H36ZM46 54V53H45ZM134 54V53H133ZM143 54V53H142ZM148 54H149V52H148ZM178 54H179V52H178ZM182 55H179L180 57L179 58H181L180 59V61L182 62V64L184 65V67H181L180 66V68H182V69H180L182 72H180L179 70H178V73H179V75H181V78H182V81L180 80H177L176 81V84L178 85L177 87H179L180 85H182V83H184L183 85H186L187 83H190V81L191 80H193L194 78H198L199 77V74H198V72H197V70H198V66H197V63L198 62H196L195 60V58H196V56L197 55H195L194 56V58H192V59H190L189 58V55L187 56H185L184 54H183V52L181 53ZM187 54V53H186ZM221 54V53H220ZM35 55V54H34ZM56 55V54H55ZM63 55V54H62ZM65 55V54H64ZM93 55V54H92ZM107 55V54H106ZM113 55V57L115 58V54H112ZM126 55H127V53H126ZM132 55V54H131ZM135 55H137V54H135ZM184 55V56H183ZM215 55V54H214ZM36 56V55H35ZM53 56V55H52ZM57 56V59H58V56H59V54L58 55H56ZM68 56V55H67ZM101 56V55H100ZM103 56H104V54H103ZM109 57H110V55H108ZM120 56H121V54H120ZM138 56V55H137ZM143 56V55H142ZM149 56V55H148ZM153 56H154V54H153ZM161 56V55H160ZM176 56V55H175ZM45 57V56H44ZM60 57V56H59ZM70 57V56H69ZM76 57V56H75ZM79 57V56H78ZM95 57V56H94ZM99 57V56H98ZM102 57V56H101ZM125 57V56H124ZM144 57V56H143ZM142 57V58H143ZM149 57H151V56H149ZM148 57V58H149ZM166 57H168V55L166 56ZM169 57H171V55L169 56ZM168 57V58H169ZM189 59H187V58ZM214 57V56H213ZM34 58H36V57H34ZM47 58V57H46ZM52 58V57H51ZM55 58V57H54ZM73 58V57H72ZM85 58V57H84ZM104 58V57H103ZM121 58V57H120ZM132 58V57H131ZM153 58H155V57H153ZM159 58V57H158ZM176 58V57H175ZM174 58V59H175ZM204 58V57H203ZM203 58H201V59H203ZM7 59V60H6ZM39 59V58H38ZM63 59V58H62ZM62 59H61V61H62ZM67 59V58H66ZM87 59L89 60V57H87ZM112 59V58H111ZM125 59H127V58H124V60ZM134 59V58H133ZM133 59H131V60H133ZM144 59V58H143ZM171 59V58H170ZM8 61V63L7 62H5V61ZM46 60V59H45ZM48 60V59H47ZM54 60H56V58L54 59ZM59 60V59H58ZM68 60H69V58H68ZM73 60V59H72ZM96 60V59H95ZM102 61H105V59L103 60V59H101ZM107 60V59H106ZM115 60V59H114ZM118 60V59H117ZM123 60V59H122ZM129 60V59H128ZM136 60V59H135ZM145 60V59H144ZM161 60V59H160ZM164 60H165V58H164ZM192 60V61H191ZM203 60H205V59H203ZM40 61V60H39ZM60 61V62H61ZM99 61H100V59H99ZM134 61V60H133ZM139 61V60H138ZM169 61V60H168ZM176 61V60H175ZM38 62V61H37ZM43 62V61H42ZM52 63L54 62V61H51ZM66 62V61H65ZM71 62V61H70ZM89 62V61H88ZM116 62H119V61H116ZM128 62V61H127ZM137 62V61H136ZM147 62V61H146ZM55 63V62H54ZM53 63V64H54ZM81 63V62H80ZM85 63V62H84ZM110 63H111V61H110ZM120 63V62H119ZM123 63V62H122ZM142 63H143V61H142ZM169 63H171V61L169 62ZM176 63H178L177 61H176ZM215 63V62H214ZM38 64V63H37ZM68 65H69V63H67ZM117 64V63H116ZM124 64H125V62H124ZM140 64H141V62H140ZM154 64V63H153ZM167 64V63H166ZM172 64V63H171ZM171 64H169L168 66H169V71H171L172 72V70H170V65ZM210 64H211V62H210ZM39 65V64H38ZM40 65H41V63H40ZM46 65V64H45ZM62 65L63 64H61V67H62ZM65 65V64H64ZM67 65V66H68ZM72 65V64H71ZM114 65V64H113ZM112 65V66H113ZM123 65V64H122ZM133 65H135V63L133 64ZM156 65V63L154 64V66ZM160 65H163L162 63L160 64ZM159 65V66H160ZM176 65H180V64H176ZM186 65V66H185ZM205 65V64H204ZM209 65V64H208ZM43 66V65H42ZM86 66H87V64H86ZM93 66H95V65H93ZM98 66V65H97ZM105 65H103V67H104ZM120 66V65H119ZM126 66H128V65H126ZM132 66V65H131ZM147 66V65H146ZM174 66V65H173ZM211 66V65H210ZM217 66V65H216ZM35 67V68H34ZM52 67H54L55 68V66L54 65H52ZM64 67V66H63ZM100 67H102V66H100ZM107 67V66H106ZM121 67V66H120ZM143 67H145V66H143ZM176 67V66H175ZM41 68V67H40ZM43 68V67H42ZM57 68H60L59 67V64H58V66H57ZM70 68H72V67H70ZM69 68V69H70ZM79 68V67H78ZM82 68V67H81ZM108 68V67H107ZM106 68V69H107ZM119 68V67H118ZM133 68V67H132ZM135 68V67H134ZM133 68V69H134ZM139 68V67H138ZM160 68V67H159ZM166 68V65L164 66V68L163 69H165ZM174 68V67H173ZM178 68V67H177ZM38 69V68H37ZM50 69V68H49ZM65 69V68H64ZM75 69V68H74ZM90 69H93V68H90ZM98 69H99V67H98ZM100 69H102V68H100ZM105 69V68H104ZM162 68H160V70H161ZM172 69V68H171ZM202 69V68H201ZM200 69V70H201ZM54 70H58V69H54ZM59 70H62V69H59ZM77 70V69H76ZM75 70V71H76ZM97 70V69H96ZM108 70V69H107ZM109 70H111L110 68H109ZM122 70V69H121ZM142 70V69H141ZM148 70V69H147ZM177 70V69H176ZM200 70H198L199 71V73H200ZM219 70V69H218ZM41 71V70H40ZM39 71V72H40ZM79 71V70H78ZM104 71V70H103ZM114 71V70H113ZM131 71V70H130ZM129 71V72H130ZM136 71V70H135ZM134 71V72H135ZM163 71V70H162ZM174 71V70H173ZM55 73L57 72V71H54ZM65 71H63V73H64ZM72 72V71H71ZM90 72V71H89ZM100 72V71H99ZM98 72V73H99ZM111 72V71H110ZM121 72V71H120ZM145 72V71H144ZM163 72H165V71H163ZM162 72V73H163ZM177 72V71H176ZM52 73V72H51ZM61 73V72H60ZM65 73H67V72H65ZM73 73V72H72ZM81 73H82V71H81ZM85 73V72H84ZM113 73V72H112ZM116 73V72H115ZM211 70H210V75H211ZM69 75H70V73H69ZM92 75H93V73H92ZM91 75V76H92ZM99 75H100V73H99ZM132 75H133V73H132ZM142 75H143V73H142ZM156 75H157V73H156ZM170 75H171V73H170ZM169 75V73H168V76H170ZM178 75V76H179ZM1 76V77H2ZM75 76H76V73H75ZM105 76V75H104ZM126 76H128V75H126ZM126 76H125V78H126ZM146 76H147V73H146ZM164 76V75H163ZM162 76V77H163ZM167 76V75H166ZM166 76H164V78L166 77ZM173 76V75H172ZM176 76V75H175ZM174 76V78H177V77H175ZM212 76V75H211ZM0 77V78H1ZM45 77V76H44ZM59 76H58V73H57V78H58ZM65 77V76H64ZM66 77H67V75H66ZM65 77V78H66ZM69 77V76H68ZM81 77V76H80ZM80 77H78V78H80ZM94 77H95V75H94ZM106 77H107V75H106ZM131 77V76H130ZM144 77V76H143ZM150 77V76H149ZM213 77V76H212ZM99 78V77H98ZM97 78V79H98ZM122 78H123V76H122ZM121 78V79H122ZM146 78V77H145ZM148 78V77H147ZM159 77H157V79H158ZM200 78V77H199ZM210 78V77H209ZM208 78V79H209ZM69 79V78H68ZM83 79V78H82ZM89 79V82H90V78H88ZM87 79V80H88ZM91 79H92V77H91ZM117 79V78H116ZM124 79V78H123ZM134 79H135V77H134ZM133 79V80H134ZM141 79V78H140ZM143 79V78H142ZM46 80V79H45ZM56 80V79H55ZM58 80V79H57ZM62 80V79H61ZM66 80H67V78H66ZM74 80V79H73ZM86 80V79H85ZM107 80V79H106ZM114 80V79H113ZM137 80H139V78L137 79ZM149 79H147V81H148ZM159 80L160 79H158V82H159ZM162 80V79H161ZM171 80V79H170ZM169 80V81H170ZM1 81V80H0ZM63 81V80H62ZM75 81H76V79H75ZM75 81H74V83H75ZM84 81V80H83ZM105 81V80H104ZM122 81V80H121ZM126 81V80H125ZM152 81V80H151ZM196 81V80H195ZM197 81H198V79H197ZM219 81V80H218ZM217 81V82H218ZM2 82V81H1ZM18 82H20V83H26L27 84V86H26V88L28 89V85H30L31 83L30 82H34L35 84H31V86H32V88H35V89H32V91L33 90H35L36 91V93L34 94V93H32V91H31V93L32 94H34V95H32V94H30L29 92H30V90H29V92L27 91V92H25V90H24V94H23V92L21 91V89L20 88H18V85H21L20 83H18ZM58 82H59V80H58ZM66 82V81H65ZM80 82V81H79ZM86 82V81H85ZM96 82H98V81H96ZM106 82V81H105ZM116 82V81H115ZM119 82V81H118ZM123 82V81H122ZM143 82V81H142ZM150 82V81H149ZM161 82V81H160ZM163 82L165 83V81L163 80ZM171 82V81H170ZM204 82H205V80H204ZM216 82V81H215ZM5 83V82H4ZM44 83V82H43ZM73 83V84H74ZM83 83V82H82ZM93 83V82H92ZM99 83V82H98ZM97 83V84H98ZM102 83V82H101ZM109 83H110V81H109ZM125 83V82H124ZM168 84H169V82H167ZM166 83V84H167ZM1 84V83H0ZM60 84V83H59ZM69 84V83H68ZM90 84V83H89ZM118 84H120V83H118ZM126 84H127V81H126ZM141 85H142V83H140ZM146 84V83H145ZM193 84V83H192ZM212 85L214 84V83H211ZM218 84V83H217ZM61 85H63V84H61ZM72 85V84H71ZM87 85V84H86ZM92 85V84H91ZM117 85V84H116ZM153 85V84H152ZM155 85V84H154ZM190 85V84H189ZM194 85H195V83H194ZM208 85V84H207ZM211 85V86H212ZM220 85V84H219ZM222 85V84H221ZM31 86H30V88H31ZM49 86H51V85H49ZM66 86V85H65ZM68 86V85H67ZM84 86V85H83ZM167 86V85H166ZM187 86V85H186ZM196 86H197V84H196ZM205 86V85H204ZM21 87V86H20ZM56 87V86H55ZM61 87V86H60ZM73 87V86H72ZM82 87V86H81ZM96 87V86H95ZM99 87V86H98ZM101 87V86H100ZM108 87V86H107ZM112 87V86H111ZM122 87V86H121ZM120 87V88H121ZM125 87H126V85H125ZM142 87V86H141ZM140 87V88H141ZM146 87V86H145ZM154 87V86H153ZM156 87V86H155ZM171 87V86H170ZM176 87V88H177ZM182 89L183 88H186L185 86L184 87H182V86H180ZM192 87H194V86H192L191 85V87H189V88H192ZM210 87V86H209ZM1 88V87H0ZM29 88V89H30ZM67 88V87H66ZM65 88V89H66ZM85 88V87H84ZM109 88V87H108ZM118 88V87H117ZM134 88V87H133ZM151 88V87H150ZM164 88H165V86H164ZM163 88V89H164ZM172 88V87H171ZM196 88V87H195ZM208 88V87H207ZM206 88V89H207ZM214 88V87H213ZM62 89V88H61ZM71 89V88H70ZM75 89V88H74ZM77 89V88H76ZM79 89V88H78ZM107 89V88H106ZM124 89V88H123ZM127 89V88H126ZM158 89V88H157ZM5 90H6V88H5ZM57 90H59V88H57ZM63 91H65L64 89H62ZM61 90V91H62ZM73 90V89H72ZM88 90V89H87ZM101 89H99V91H100ZM112 90H114V92H116L117 93V91H115V89H112ZM111 90V91H112ZM117 90V89H116ZM128 90V89H127ZM134 90H136V89H134ZM144 90H146V89H144ZM156 90V89H155ZM169 90V89H168ZM179 90V89H178ZM184 90V89H183ZM1 92H2V90H0ZM71 91V90H70ZM83 91V90H82ZM91 91V90H90ZM104 91V90H103ZM110 91V90H109ZM119 91H121V90H119ZM160 91V90H159ZM171 91V90H170ZM194 91V90H193ZM198 91V90H197ZM203 91V90H202ZM218 91V90H217ZM11 92H13V91H11ZM34 92V91H33ZM54 92V91H53ZM69 92V91H68ZM141 92H143V91H141ZM165 92V91H164ZM190 93H191V91H189ZM188 92V93H189ZM196 92V91H195ZM194 92V93H195ZM208 92V91H207ZM211 92H212V89H211ZM227 92V91H226ZM3 93V92H2ZM59 93V92H58ZM84 93V92H83ZM100 93H102V92H100ZM104 93V92H103ZM119 93V92H118ZM127 93H128V91H127ZM145 93V92H144ZM149 93V92H148ZM147 93V94H148ZM159 93V92H158ZM179 93V92H178ZM197 93V92H196ZM13 94H14V92H13ZM65 94V93H64ZM67 94V93H66ZM70 94V93H69ZM81 94V93H80ZM94 94V93H93ZM96 94V93H95ZM104 94H106L107 95V93H104ZM108 94H109V92H108ZM121 94V93H120ZM151 94V93H150ZM157 94V93H156ZM163 94V93H162ZM172 94V93H171ZM175 94V93H174ZM181 94V93H180ZM199 94V93H198ZM205 94H206V91H205ZM215 94H216V92H215ZM227 94H228V92H227ZM4 94H2L1 96H3ZM55 95H57V94H55ZM100 95V94H99ZM123 95H125V94H123ZM144 95V94H143ZM165 95V94H164ZM169 95V94H168ZM186 95V94H185ZM185 95H183V93H182V97L183 96H185ZM211 95H213L212 93H211ZM218 95V94H217ZM224 95H226L225 93H224ZM229 95V94H228ZM8 96V95H7ZM70 96H71V94H70ZM83 96V95H82ZM96 96V98H97V95H95ZM113 96V95H112ZM117 96H119L118 94H117ZM126 96V95H125ZM140 96V95H139ZM208 96V95H207ZM99 97V96H98ZM108 97V96H107ZM110 97V96H109ZM114 97V96H113ZM159 97V96H158ZM168 97V96H167ZM194 97H195V95H194ZM204 97H205V95H204ZM211 97V96H210ZM210 97H208L209 98V100H210ZM228 97V96H227ZM1 98V97H0ZM81 98V97H80ZM83 98V97H82ZM85 98V97H84ZM87 98H88V96H87ZM93 98V97H92ZM103 98V97H102ZM116 98V96L113 98V99H115ZM123 98H124V96H123ZM130 98V97H129ZM139 98H142V97H139ZM149 98V97H148ZM223 98V97H222ZM230 98H231V95L228 97V99H227V104H228V101L230 102ZM6 99V98H5ZM12 99V98H11ZM10 99V100H11ZM57 99V98H56ZM66 100H67V98H65ZM86 99V98H85ZM104 99H106V98H104ZM112 99V98H111ZM159 99H160V97H159ZM159 99H158V101H159ZM166 99H168V98H166ZM183 100H184V97L182 98ZM189 99V98H188ZM197 99V98H196ZM202 99H203V92H202ZM3 100V99H2ZM115 100H118V99H115ZM125 100V99H124ZM129 100V99H128ZM143 100V99H142ZM194 100H195V98H194ZM206 100V99H205ZM204 100V101H205ZM208 100V101H209ZM215 100H216V98H215ZM217 100H218V97H217ZM226 100V99H225ZM84 101V100H83ZM92 101V100H91ZM102 101V100H101ZM163 101V100H162ZM166 101H168V100H166ZM173 101V100H172ZM184 101H186V100H184ZM221 101V100H220ZM1 102V101H0ZM6 103H7V101H5ZM5 102L3 101V103L5 104ZM56 102V101H55ZM65 102H67V101H65ZM76 102V101H75ZM89 102H90V100H89ZM95 102V101H94ZM117 102V101H116ZM120 102V101H119ZM118 102V103H119ZM121 102H122V97H121ZM121 102L119 103V104H121ZM147 102H148V100H147ZM175 102V101H174ZM183 102V101H182ZM188 102V101H187ZM194 102V101H193ZM196 102V101H195ZM54 103V104H53ZM57 103V102H56ZM68 103H69V101H68ZM114 103V102H113ZM117 103V104H118ZM126 103V102H125ZM166 103H168V102H166ZM173 103V102H172ZM213 103V102H212ZM219 103V102H218ZM223 103V102H222ZM239 102H237V104H238ZM12 104V103H11ZM62 104V103H61ZM70 104V103H69ZM90 104V103H89ZM96 104V103H95ZM102 104H103V101H102ZM107 104V103H106ZM116 104V103H115ZM123 104V103H122ZM132 104V103H131ZM148 104V103H147ZM158 104V103H157ZM161 104H162V102H161ZM177 104V103H176ZM181 104V103H180ZM185 104V103H184ZM204 104V103H203ZM215 104V103H214ZM225 104V103H224ZM6 105V104H5ZM56 105V106H55ZM62 105H64V104H62ZM78 105V104H77ZM80 105V104H79ZM78 105V106H79ZM110 105H111V103H110ZM168 105H169V103H168ZM205 105V104H204ZM216 105V104H215ZM214 105V106H215ZM218 105V104H217ZM226 105V104H225ZM4 106V105H3ZM3 106H1V107H3ZM13 106V105H12ZM67 106V105H66ZM91 106V105H90ZM96 106H97V104H96ZM107 106V105H106ZM115 106V105H114ZM113 106V107H114ZM117 106V105H116ZM125 106V105H124ZM194 106H195V104H194ZM213 106V108H215ZM82 107V106H81ZM85 107V106H84ZM83 107V108H84ZM88 107V106H87ZM93 107H94V105H93ZM92 107V108H93ZM99 107V106H98ZM101 107V106H100ZM99 107V108H100ZM110 107V106H109ZM128 107V106H127ZM145 107H146V105H145ZM192 107V106H191ZM201 107V106H200ZM208 107V106H207ZM220 107H221V105H220ZM226 107H227V105H226ZM226 107H221V108H225L226 109ZM247 107V106H246ZM14 108V107H13ZM71 107H69V109H70ZM83 108H82V110H83ZM122 108V107H121ZM138 108V107H137ZM147 108H148V105H147ZM168 108H169V106H168ZM176 108V107H175ZM204 108V107H203ZM202 108V109H203ZM208 108H210V107H208ZM208 108L206 109V112L208 111ZM216 108H217V106H216ZM2 109V108H1ZM91 109V108H90ZM89 109V110H90ZM102 109V108H101ZM124 109V108H123ZM130 109V108H129ZM173 109V108H172ZM181 109H182V107H181ZM194 109V108H193ZM192 109V110H193ZM219 109V108H218ZM217 109V110H218ZM225 109H224V111H225ZM231 109V108H230ZM237 109H238V107H237ZM3 110V109H2ZM1 110V111H2ZM12 110V109H11ZM113 110H115V109H113ZM117 110V109H116ZM133 110V108L131 109V111ZM135 110V109H134ZM189 110V109H188ZM216 110V111H217ZM220 110V109H219ZM233 110H235V109H233ZM239 110V109H238ZM237 110V111H238ZM86 112H87V110H85ZM85 111H84V113H85ZM101 111V110H100ZM110 111V110H109ZM122 111V110H121ZM144 112H145V110H143ZM148 111H149V109H148ZM166 111H168V110H166ZM174 111V110H173ZM198 111V110H197ZM216 111H214V112H216ZM223 111V112H224ZM94 112V111H93ZM92 112V113H93ZM118 112H119V108H118ZM126 112V111H125ZM135 112V111H134ZM137 112V111H136ZM135 112V113H136ZM186 112L187 111H185V113H184V116H186ZM192 112V111H191ZM209 112V111H208ZM207 112V113H208ZM218 112V111H217ZM222 112V111H221ZM241 112V111H240ZM10 113H13V112H10ZM15 113V112H14ZM67 113H69V112H67ZM91 113V112H90ZM101 113V112H100ZM151 113V112H150ZM206 113V114H207ZM220 113V112H219ZM218 113V114H219ZM225 113V112H224ZM243 113V112H242ZM7 114H9V113H7ZM66 114V113H65ZM96 114V113H95ZM98 114V113H97ZM109 114V113H108ZM111 114H115V111L113 112V113H111ZM119 114V113H118ZM145 114V113H144ZM162 114V113H161ZM221 114L222 113H220V116H221ZM238 114V113H237ZM244 114V113H243ZM247 114V113H246ZM245 114V115H246ZM249 114V113H248ZM1 115H4V113H1ZM13 115V114H12ZM70 115V114H69ZM88 115H89V113H88ZM93 115V114H92ZM99 115V114H98ZM116 115V114H115ZM176 115V114H175ZM200 115H202V113L200 114ZM204 115V114H203ZM214 115V114H213ZM74 116V115H73ZM85 116V115H84ZM87 116V115H86ZM94 116V115H93ZM102 116V115H101ZM100 116V117H101ZM111 115H109V117H110ZM137 116V115H136ZM188 116H189V114H188ZM218 116V115H217ZM220 116H218V117H220ZM222 116H224V114H222ZM14 117V116H13ZM91 117V116H90ZM104 117H106V115L104 116ZM115 117V116H114ZM117 117V116H116ZM141 117V116H140ZM143 117H144V115H143ZM147 117V116H146ZM175 117V116H174ZM182 117V116H181ZM191 117V116H190ZM199 117V116H198ZM243 117V116H242ZM8 118V117H7ZM15 118V117H14ZM72 118V117H71ZM102 118V117H101ZM107 118V117H106ZM120 118V117H119ZM148 118H149V116H148ZM187 118V117H186ZM222 118H224V117H222ZM13 119V118H12ZM78 119V118H77ZM87 119V118H86ZM88 119H89V117H88ZM150 119V118H149ZM190 119V118H189ZM201 119V118H200ZM204 119V118H203ZM8 120H10V119H8ZM8 120H6V121H8ZM73 120V119H72ZM92 120V119H91ZM101 120V119H100ZM100 120H98V122L100 121ZM148 120V119H147ZM155 118H153V122L155 123ZM162 120V119H161ZM181 120V119H180ZM208 120V119H207ZM219 120H220V118H219ZM233 119H231V121H232ZM0 121H2V120H0ZM11 121V120H10ZM9 121V122H10ZM17 121V120H16ZM74 121V120H73ZM88 121V120H87ZM89 121H90V119H89ZM123 121V120H122ZM144 121V120H143ZM143 121H142V123H143ZM149 121V120H148ZM188 121H190V120H188ZM194 121V120H193ZM192 121V122H193ZM204 121V120H203ZM3 122V121H2ZM18 122V121H17ZM68 122V121H67ZM76 122V121H75ZM100 122H103V118H102V121H100ZM133 122V121H132ZM135 122V121H134ZM140 122V121H139ZM151 122H152V120H151ZM177 122V121H176ZM179 122V121H178ZM225 122V121H224ZM233 122V121H232ZM79 123V122H78ZM90 123V122H89ZM88 123V124H89ZM96 123V122H95ZM95 123L93 124L92 122L90 123L91 125L93 124V126L95 125ZM125 123V122H124ZM145 123V122H144ZM208 123V122H207ZM220 123V122H219ZM228 123V122H227ZM1 124V123H0ZM11 124V123H10ZM10 124H8L9 126H10ZM18 125H19V123H17ZM74 124V123H73ZM75 124H77V123H75ZM120 124V123H119ZM122 124V123H121ZM156 124V123H155ZM154 124V125H155ZM164 124V123H163ZM180 124V123H179ZM196 124V123H195ZM223 124V123H222ZM221 124V125H222ZM225 124V123H224ZM232 124V123H231ZM235 124V123H234ZM12 125V124H11ZM15 125V124H14ZM18 125H16V126H18ZM67 125V126H66ZM78 125H80V123L78 124ZM136 125V124H135ZM138 125H140V124H138ZM178 125V124H177ZM185 125V124H184ZM188 125V124H187ZM203 125H204V123H203ZM217 125V124H216ZM216 125H215V127H216ZM220 125V126H221ZM241 125V124H240ZM2 126H4V124H2ZM89 126V125H88ZM124 126V125H123ZM156 126V125H155ZM199 126V125H198ZM198 126H197V128H198ZM206 126V125H205ZM238 126V125H237ZM81 127H84V126H81ZM122 127V126H121ZM125 127V126H124ZM176 127V126H175ZM181 127V126H180ZM186 127V126H185ZM188 127H191L190 125L188 126ZM222 127V126H221ZM235 127H236V125H235ZM1 128V127H0ZM5 128V127H4ZM13 129H15L14 127H12ZM76 128V127H75ZM98 129H99V127H97ZM111 128V127H110ZM129 128H132V127H130L129 126ZM160 128V127H159ZM177 128V127H176ZM195 128V127H194ZM223 128H224V125H223ZM222 128V129H223ZM229 128V127H228ZM237 128V127H236ZM11 129V128H10ZM84 129V128H83ZM82 129V130H83ZM95 129H96V127H95ZM101 129V128H100ZM138 129V128H137ZM146 129V128H145ZM192 129V128H191ZM219 129H221V128H219ZM221 129V130H222ZM230 129V128H229ZM16 130V129H15ZM80 130H81V128H80ZM91 130H92V128H91ZM105 130H107V129H105ZM134 130L135 129H133V132H134ZM142 130V129H141ZM189 130H190V128H189ZM199 130V129H198ZM218 130V129H217ZM224 134L226 135L227 134V128L225 127L224 129ZM2 131V132H1ZM0 132L1 133H5L6 132V129H5V132H3V130H1ZM83 131H85V133H87L86 132V130H83ZM108 131V130H107ZM113 131V130H112ZM129 131H130V129H129ZM161 131H163V130H161ZM192 131H194V130H192ZM211 131V130H210ZM239 131H237V132H239ZM78 132V131H77ZM95 132V131H94ZM96 132H98V131H96ZM103 132V131H102ZM124 132V131H123ZM131 132V131H130ZM132 132V133H133ZM141 132V131H140ZM155 132H156V130H155ZM170 132V131H169ZM186 132V131H185ZM222 132V131H221ZM76 133V134H75ZM93 133V132H92ZM122 133V132H121ZM125 133V132H124ZM123 133V134H124ZM137 133V132H136ZM148 133V132H147ZM172 133V132H171ZM174 133V132H173ZM189 133V132H188ZM196 132H194V134H195ZM201 133V132H200ZM10 134V133H9ZM99 134H100V132H99ZM116 134V136H117V133H115ZM114 134V135H115ZM118 134H119V132H118ZM150 134V133H149ZM178 134H179V132H178ZM185 134V133H184ZM205 135H206V133H204ZM217 134H219L218 132H217ZM232 134H234V132L232 133ZM12 135V134H11ZM80 135H84L83 133L81 134V132H80ZM93 135V134H92ZM139 135V134H138ZM166 135V134H165ZM164 135V136H165ZM192 135V134H191ZM203 135V134H202ZM201 135V136H202ZM220 135V134H219ZM218 135V136H219ZM235 136L237 135V134H234ZM7 136H9V137H7ZM15 136V135H14ZM13 136V137H14ZM85 136H87L88 137V135H85ZM96 136V135H95ZM100 136V135H99ZM111 136H112V138H113V135L111 134ZM132 136V135H131ZM141 136V135H140ZM143 136V135H142ZM162 136V135H161ZM168 136V135H167ZM172 136H174V135H171V138H172ZM179 136V135H178ZM189 137H191L190 136V134L188 135ZM209 136V135H208ZM217 136V137H218ZM222 139L223 140H225V141H223V145L225 146L224 147V149H223V151H222V154H223V157H224V160L223 161H225V167L227 168V171H229V176H230V178L232 179V180H234L235 178H236V175H237V171H238V168L240 169V167L238 166V161H237V154L238 153H236V150H235V148L237 149V146L235 145V143H234V147H232V148H234V149H232V150H235V152H234V154H233V156H232V158H230L227 154V149H226V144H228V143H230L229 142V138H231V137H229L228 138V136L226 135V139L224 138V136H223V132H222ZM86 137V138H87ZM97 137H98V135H97ZM136 137V136H135ZM139 137V136H138ZM158 137V136H157ZM166 137V136H165ZM183 137V136H182ZM196 137V136H195ZM194 137V138H195ZM210 137V136H209ZM220 137V136H219ZM218 137V138H219ZM239 137V136H238ZM85 138V139H86ZM146 138V137H145ZM152 138V137H151ZM192 138H193V136H192ZM193 138V139H194ZM197 138V137H196ZM221 138V137H220ZM98 139V138H97ZM101 139V138H100ZM105 139V138H104ZM129 139V138H128ZM165 139H167V138H165ZM186 139H187V137H186ZM193 139H192V141H193ZM235 139H237V138H234V140ZM93 139H91L90 141H92ZM95 140V139H94ZM110 140H112L111 139V137H110ZM137 140V139H136ZM142 140V139H141ZM149 140H151V139H149ZM191 140V139H190ZM203 140V139H202ZM212 140V139H211ZM216 140V139H215ZM220 140V139H219ZM86 141V140H85ZM89 141V140H88ZM89 141V142H90ZM106 141V140H105ZM109 141V140H108ZM113 141H114V138H113ZM125 141V140H124ZM182 141H184V140H182ZM231 141H232V139H231ZM236 141V140H235ZM95 142V141H94ZM101 142H102V140H101ZM167 143H168V141H166ZM172 142H174V141H172ZM188 142V141H187ZM208 142V141H207ZM216 142V141H215ZM228 142V143H227ZM91 143V142H90ZM89 143V144H90ZM106 143V142H105ZM116 143V142H115ZM138 143H139V141H138ZM143 143V142H142ZM176 143V142H175ZM191 144H192V142H190ZM209 143V142H208ZM217 143V142H216ZM88 144V143H87ZM112 144V143H111ZM119 144V143H118ZM126 145H127V143H125ZM128 144H130V143H128ZM141 144V143H140ZM169 144V143H168ZM172 144V143H171ZM187 144V143H186ZM123 145H124V142H123ZM131 145H132V143H131ZM149 145V144H148ZM147 145V146H148ZM157 145V144H156ZM177 145V144H176ZM215 145V144H214ZM244 145V146H243ZM84 146V145H83ZM86 146H88V145H86ZM85 146V147H86ZM106 146V145H105ZM110 146V145H109ZM117 146V145H116ZM134 146V145H133ZM184 146V145H183ZM189 146H191V145H189ZM236 146V147H235ZM91 147H92V145H91ZM122 147V146H121ZM126 147H128V145L126 146ZM139 147V146H138ZM143 147V146H142ZM149 147V146H148ZM147 147V148H148ZM161 147V146H160ZM209 147V146H208ZM123 148V147H122ZM133 148V147H132ZM146 148V149H147ZM156 148V147H155ZM162 148V147H161ZM165 148V147H164ZM180 148H182V145H181V147ZM204 148H206V147H204ZM241 148V147H240ZM246 148L244 149L245 150V152H246ZM84 149H86L85 150V153L88 151V153L90 152L89 150H88V147L87 148H84ZM93 149H94V147H93ZM118 149V148H117ZM145 149V148H144ZM149 149H151V147L149 148ZM183 150H184V148H182ZM181 149V150H182ZM187 149V148H186ZM213 149H214V146H213ZM219 149V152H221L220 151V147L218 148ZM8 150V151H7ZM11 150V149H10ZM91 150V149H90ZM124 150V149H123ZM128 150V149H127ZM136 150V149H135ZM152 150V149H151ZM212 150V149H211ZM240 150V149H239ZM116 151V150H115ZM140 151V150H139ZM212 151H214V150H212ZM217 151V147H216V150H215V152ZM238 151V150H237ZM10 152V151H9ZM8 152V153H9ZM101 152V151H100ZM104 152V151H103ZM106 152V151H105ZM152 152V151H151ZM157 152V151H156ZM193 152V151H192ZM205 152V151H204ZM7 153V154H8ZM11 153V152H10ZM85 153H83V154H85ZM124 153H125V151H124ZM135 153V152H134ZM141 153V152H140ZM149 153V152H148ZM155 153V152H154ZM212 153V152H211ZM11 154H13V153H11ZM92 154H95V152H93L92 151ZM126 154H127V152H126ZM132 154V153H131ZM130 154V155H131ZM221 154V155H222ZM240 154V153H239ZM247 154V153H246ZM9 155V154H8ZM86 155V154H85ZM84 155V156H85ZM102 155V154H101ZM114 155V154H113ZM137 155V154H136ZM152 155V154H151ZM156 155V154H155ZM171 155V154H170ZM206 155V154H205ZM13 156V155H12ZM16 156V155H15ZM16 156V157H17ZM29 156V157H30ZM36 156V155H35ZM90 156V155H89ZM109 156V155H108ZM116 156V155H115ZM128 156V155H127ZM157 156V155H156ZM161 156V155H160ZM165 156V155H164ZM210 156V155H209ZM209 156H208V158H209ZM212 156V155H211ZM242 156H243V152H242ZM247 156V155H246ZM10 157H11V155H10ZM26 157V158H25ZM33 157H34V155H33ZM32 157V158H33ZM36 157H38V156H36ZM36 157H35V159H36ZM40 157H38V161H41V160H39V158ZM86 157H88V155H86ZM134 157V156H133ZM137 157H139V156H137ZM136 157V158H137ZM212 157H214V156H212ZM216 157V156H215ZM239 157V156H238ZM13 157H11L10 159H12ZM99 158V160H101V158L100 157H98ZM105 158V157H104ZM135 158V159H136ZM147 158V157H146ZM158 158V157H157ZM161 158H163V157H161ZM165 158H167V157H165ZM219 158H221V157H219ZM236 158V159H235ZM242 158V157H241ZM23 159V160H24ZM115 159V158H114ZM119 159V158H118ZM131 159H133V158H131ZM151 159V158H150ZM150 159H149V161H150ZM169 159V158H168ZM204 159V158H203ZM214 159V158H213ZM245 159V158H244ZM15 160V159H14ZM25 160H24V163L26 164V162H25ZM29 160V161H28ZM34 160V159H33ZM127 160H128V158H127ZM161 160V159H160ZM210 159H208V161H209ZM212 160V159H211ZM238 160H239V158H238ZM1 162L2 161H4V159H1L0 160ZM15 161H18V159L17 160H15ZM43 161V160H42ZM107 161V160H106ZM111 161V160H110ZM214 161V160H213ZM240 161V160H239ZM4 162H6V161H4ZM11 162V160H9V163ZM20 162V161H19ZM23 162V161H22ZM34 162V161H33ZM103 162V161H102ZM115 162V161H114ZM121 162V161H120ZM135 162V161H134ZM140 162V161H139ZM205 162H206V160H205ZM3 163V162H2ZM31 163V162H30ZM29 163V164H30ZM99 163V162H98ZM107 163H109V162H107ZM142 163V162H141ZM151 163V162H150ZM203 163H204V161H203ZM223 163V162H222ZM243 163H245V161L243 162ZM4 164V163H3ZM6 164V163H5ZM18 164V163H17ZM20 164V163H19ZM33 164V163H32ZM35 164V163H34ZM38 164V163H37ZM132 164H133V162H132ZM136 164V163H135ZM144 164V163H143ZM142 164V165H143ZM159 164V163H158ZM164 164V163H163ZM208 164H209V162H208ZM216 164V163H215ZM220 164V163H219ZM218 164V165H219ZM11 165H13V164H11ZM23 166H24V164H22ZM47 165V166H46ZM99 165H100V163H99ZM169 165V164H168ZM246 165H248V163H246ZM8 166V165H7ZM10 166V165H9ZM44 167V168H41V167ZM110 166V165H109ZM118 166V165H117ZM138 166V165H137ZM153 166H154V164H153ZM164 166V165H163ZM202 166V165H201ZM207 166V165H206ZM220 166V165H219ZM224 166V164L221 166V168ZM238 166V167H237ZM19 167V166H18ZM25 167V166H24ZM100 167V166H99ZM107 167V166H106ZM111 167V166H110ZM136 167V166H135ZM151 167V166H150ZM213 167V166H212ZM241 167H242V164H241ZM246 167V166H245ZM244 167V168H245ZM21 168V167H20ZM27 168V169H28ZM101 168H104V167H102L101 166ZM100 168V169H101ZM132 168V167H131ZM137 168V167H136ZM139 168V167H138ZM137 168V169H138ZM147 168V167H146ZM164 168V167H163ZM209 168V167H208ZM215 168V167H214ZM24 169V168H23ZM108 169V168H107ZM112 169V168H111ZM121 169V168H120ZM124 169V168H123ZM129 169V168H128ZM144 169V168H143ZM150 169V168H149ZM156 169H157V167H156ZM167 169V168H166ZM202 169H203V166H202ZM206 169V168H205ZM205 169H204V171H205ZM210 169V168H209ZM242 169V168H241ZM240 169V170H241ZM11 170H12V168H11ZM114 171H115V169H113ZM118 170V169H117ZM134 170V169H133ZM138 170H140V169H138ZM171 170V169H170ZM215 170H216V168H215ZM219 170V169H218ZM217 170V171H218ZM243 170V169H242ZM245 170H247V169H245ZM250 170V169H249ZM27 171V170H26ZM25 171V172H26ZM102 171V170H101ZM111 171V170H110ZM119 171V170H118ZM126 171H127V169H126ZM148 171V170H147ZM150 171V170H149ZM157 171V170H156ZM209 171V170H208ZM4 172V171H3ZM23 172V171H22ZM121 172V171H120ZM123 172V171H122ZM164 172V171H163ZM165 172H166V170H165ZM168 172V171H167ZM188 172V171H187ZM212 172V171H211ZM222 172V171H221ZM247 172V171H246ZM30 174L32 173V172H29ZM28 173V174H29ZM41 173H43L44 175H39V174H41ZM104 173V172H103ZM205 173H207V172H205ZM245 172H244V170H243V174H244ZM1 174V173H0ZM4 174V173H3ZM102 174V173H101ZM105 174V173H104ZM124 174V173H123ZM128 174V173H127ZM154 174V173H153ZM168 174V173H167ZM171 174V173H170ZM224 174V173H223ZM226 174V173H225ZM242 174V175H243ZM254 174H253V178H254ZM2 175V174H1ZM5 175V174H4ZM106 175V174H105ZM130 175V174H129ZM144 175V174H143ZM157 175H159V174H157ZM166 175V174H165ZM172 175V174H171ZM205 175H207V174H205ZM227 175V174H226ZM250 175V174H249ZM3 176V175H2ZM102 176H104V175H102ZM125 176V175H124ZM149 176V175H148ZM154 176V175H153ZM152 176V177H153ZM163 176V175H162ZM223 176V175H222ZM245 176V175H244ZM4 177V176H3ZM13 177V176H12ZM28 177V176H27ZM40 177V178H39ZM128 177V176H127ZM135 177H136V174H135ZM134 177V178H135ZM140 177V176H139ZM142 177V176H141ZM159 177V176H158ZM219 177H220V175H219ZM227 177V176H226ZM226 177H224V179L226 178ZM247 177V176H246ZM23 178V177H22ZM25 178V177H24ZM24 178H23V180H24ZM28 178V179H29ZM105 178V177H104ZM121 178V177H120ZM131 178V177H130ZM150 178V177H149ZM250 178V177H249ZM252 178V177H251ZM0 179H2L1 177H0ZM27 179V178H26ZM25 179V180H26ZM36 179H39L38 181H40V182H36ZM114 179V178H113ZM118 179H119V177H118ZM128 179V178H127ZM144 179V178H143ZM155 179V178H154ZM208 179H210L209 177H208ZM223 179V180H224ZM4 180H6L5 178H4ZM3 180V181H4ZM11 180V179H10ZM31 180V179H30ZM33 180V179H32ZM61 180V181H60ZM123 180V179H122ZM172 180V179H171ZM174 180H176V179H174ZM231 180V181H232ZM254 180V179H253ZM9 181V180H8ZM27 181V180H26ZM42 181H44V180H42ZM44 181V182H45ZM57 181L59 182H61V184H60V186H58V189H56L55 188V182H56V184H57ZM107 181V180H106ZM118 181V180H117ZM117 181H115V183H117ZM121 181V180H120ZM129 181V180H128ZM142 181V180H141ZM140 181V182H141ZM159 181V180H158ZM218 181V180H217ZM216 181V182H217ZM226 181H227V178H226ZM2 182V181H1ZM0 182V183H1ZM15 182V181H14ZM22 182H24V181H22ZM31 182V181H30ZM59 182V183H60ZM98 182H100L102 185H100V183H99V185L100 186H103L104 185V195H102V198H103V200L101 201L102 203H99V197H96L94 194H92V191H93V189H95L96 187H97V184H98ZM111 182V181H110ZM127 182V181H126ZM138 182V181H137ZM147 182H148V180H147ZM150 182V181H149ZM169 182V181H168ZM192 182V181H191ZM211 182V181H210ZM250 182V181H249ZM251 182H254V181H251ZM18 183V182H17ZM26 183V182H25ZM139 183V182H138ZM145 183V182H144ZM154 183V182H153ZM155 183H157L156 181H155ZM218 183V182H217ZM221 183V182H220ZM224 183V182H223ZM235 183V181H233V184ZM237 183V182H236ZM235 183V184H236ZM8 184V183H7ZM21 184H23V183H21ZM34 184V185H35ZM112 184V183H111ZM128 184V183H127ZM132 184V183H131ZM176 184V183H175ZM193 184V183H192ZM191 184V185H192ZM214 184V183H213ZM252 184V183H251ZM28 185H29V183H28ZM27 185V186H28ZM31 185H33L32 183H31ZM59 185V184H58ZM118 185V184H117ZM124 185V184H123ZM137 185V184H136ZM144 185V184H143ZM142 185V186H143ZM256 185V184H255ZM4 186H5V184H4ZM11 186V185H10ZM21 186V185H20ZM115 186V185H114ZM131 186V185H130ZM129 186V187H130ZM141 186V187H142ZM151 186V185H150ZM154 186V185H153ZM162 186V185H161ZM164 186V185H163ZM217 186H219V185H217ZM240 186V185H239ZM29 187V186H28ZM28 187H26V188H28ZM31 187V186H30ZM99 187V186H98ZM97 187V188H98ZM147 187V186H146ZM158 187V186H157ZM226 187V186H225ZM6 188V187H5ZM35 188V187H34ZM162 188V187H161ZM167 188V187H166ZM166 188H165V190H166ZM178 187H176L175 189H177ZM229 188V187H228ZM232 188V187H231ZM244 188V187H243ZM243 188H241V189H243ZM252 188V187H251ZM250 188V189H251ZM11 189V188H10ZM9 189V190H10ZM19 189H18V191H19ZM179 189V188H178ZM213 189V188H212ZM219 189V188H218ZM239 190H240V188H238ZM30 190L32 191V192H30ZM92 190V191H91ZM102 190V189H101ZM115 190H117V189H115ZM128 190V189H127ZM162 190H164V189H161V191ZM220 190V189H219ZM221 190H223V188L221 189ZM225 190V189H224ZM233 190V189H232ZM252 190V189H251ZM2 191V190H1ZM3 191H4V188H3ZM12 191V190H11ZM24 191V192H23ZM35 191V192H34ZM112 191V190H111ZM122 191H123V189H122ZM145 191V190H144ZM143 191V192H144ZM171 192H172V189L170 190ZM179 191H180V189H179ZM209 191V190H208ZM215 191V190H214ZM218 191V190H217ZM216 191V192H217ZM254 191H252V193H254ZM5 192H6V190H5ZM7 192H8V190H7ZM5 193V194H8V193ZM10 192V191H9ZM98 192V191H97ZM133 192V191H132ZM138 192V191H137ZM167 192V191H166ZM165 192V193H166ZM213 192V191H212ZM221 192V191H220ZM225 192V191H224ZM128 193V192H127ZM134 193H135V191H134ZM148 193V192H147ZM162 193V192H161ZM174 193H176V192H174ZM226 194H223L224 196H225V204L227 205V208H228V205H230L229 204V200H231L230 198H232V196L234 197L235 195H233L232 194V192L230 191V189H229V191H227L226 190V192H225ZM239 193V192H238ZM242 193V192H241ZM240 193V194H241ZM120 194H121V192H120ZM125 194V193H124ZM136 194V193H135ZM156 194V193H155ZM220 194V193H219ZM100 195V194H99ZM111 195V194H110ZM145 195H146V193H145ZM162 195V194H161ZM171 194H169V196H170ZM242 195V194H241ZM2 196H4L3 194H2ZM121 196V195H120ZM126 196V195H125ZM168 196V195H167ZM178 196V195H177ZM222 196V195H221ZM254 196V195H253ZM130 197V196H129ZM128 197V198H129ZM174 197V196H173ZM241 197H243V196H241ZM6 198H8V197H6ZM118 198V197H117ZM126 198H127V196H126ZM224 198V197H223ZM238 198V197H237ZM252 198V197H251ZM11 199V198H10ZM139 199H140V197H139ZM146 199V198H145ZM220 199V198H219ZM219 199H218V201H219ZM240 199V198H239ZM244 199V198H243ZM4 200V199H3ZM141 200V199H140ZM166 200V199H165ZM168 200V199H167ZM177 200V199H176ZM179 200V199H178ZM236 200V199H235ZM6 201V200H5ZM118 201V200H117ZM136 201V200H135ZM134 200H133V202H135ZM170 201V200H169ZM217 201V200H216ZM218 201H217V204L219 205V203H218ZM245 201V200H244ZM247 201V200H246ZM250 201H251V199H250ZM12 202V201H11ZM166 202V201H165ZM241 202H242V200H241ZM0 203H2V202H0ZM10 203V202H9ZM13 203V202H12ZM20 203H19V205H20ZM117 203V202H116ZM115 203V204H116ZM121 203V202H120ZM137 203V202H136ZM156 203L157 202H155V205H156ZM174 203H176V202H174ZM242 203H244V202H242ZM14 204V203H13ZM12 204V205H13ZM113 204V203H112ZM128 204H129V202H128ZM167 204V203H166ZM193 204V203H192ZM15 205H17V204H15ZM26 205H23L24 207L26 206ZM137 205V204H136ZM148 205V204H147ZM146 205V206H147ZM163 205V204H162ZM176 205V204H175ZM246 205H247V202H246ZM6 206H7V204H6ZM22 206V207H23ZM86 207L87 209H85V210H83V208L84 207ZM115 206V205H114ZM138 206H140V205H138ZM149 207H151L150 205H148ZM223 206V205H222ZM1 207V206H0ZM11 207V206H10ZM17 207V206H16ZM23 207V208H24ZM127 207V206H126ZM155 207V206H154ZM180 207V206H179ZM221 207V206H220ZM248 207V206H247ZM6 208V207H5ZM12 208V207H11ZM21 207H19V209H20ZM133 208V207H132ZM140 208V207H139ZM143 208V207H142ZM142 208H140V209H142ZM226 208V209H227ZM232 208V207H231ZM249 208V207H248ZM247 208V209H248ZM16 209H18V207L16 208ZM15 209V210H16ZM18 209V210H19ZM163 209V208H162ZM240 209H242V208H240ZM4 210H8V209H4ZM14 210V211H15ZM23 210V209H22ZM25 210V209H24ZM23 210V211H24ZM121 210V209H120ZM148 210V209H147ZM161 210V209H160ZM179 210V209H178ZM223 210V209H222ZM258 210H257V212H258ZM2 211V210H1ZM22 211V213H24ZM27 211V210H26ZM26 211H25V213H26ZM256 211V210H255ZM9 212V211H8ZM7 212V213H8ZM93 212V211H92ZM92 212H90V213H92ZM155 212V211H154ZM176 211H174V213H175ZM192 212V211H191ZM220 212V211H219ZM225 212V211H224ZM258 212V213H259ZM2 213V212H1ZM4 213V212H3ZM14 213V212H13ZM15 213H16V211H15ZM18 213V212H17ZM33 213V212H32ZM100 213V212H99ZM99 213H97V214H99ZM249 213H251L250 211H249ZM29 214V213H28ZM37 214V215H38ZM140 214H142V213H140ZM164 214V213H163ZM170 214V213H169ZM255 214V213H254ZM1 215V214H0ZM6 215V214H5ZM10 215V214H9ZM9 215L7 214L6 215V217L8 216L9 217ZM13 215V214H12ZM17 215V214H16ZM16 215H15V217H16ZM21 215V214H20ZM19 215V216H20ZM81 215V216H80ZM115 215V214H114ZM119 215V214H118ZM138 215V214H137ZM176 214H174V216H175ZM238 215V214H237ZM11 216V215H10ZM18 216V217H19ZM26 216H28L27 214H26ZM35 216H36V214H35ZM87 216V215H86ZM91 216V215H90ZM128 216V215H127ZM169 216V215H168ZM173 216V217H174ZM1 217V216H0ZM29 217V216H28ZM37 217V216H36ZM98 217H99V215H98ZM115 217V216H114ZM118 217V216H117ZM133 217H135V216H133ZM245 218H243V216L241 217V219H240V225H241V222H243V224H244V222L247 220V218L248 217H246V216H244ZM264 217V216H263ZM262 217V218H263ZM11 218V217H10ZM23 218V217H22ZM38 218V217H37ZM36 218V219H37ZM73 218V217H72ZM80 218H78L79 220H80V223H78V225L79 224H81V222H82V219H80ZM90 218V217H89ZM92 218V217H91ZM110 218V217H109ZM131 218V217H130ZM129 218V219H130ZM136 218V217H135ZM146 218V217H145ZM154 218V217H153ZM255 218H256V216H255ZM261 218V219H262ZM5 219L6 218H4V221H5ZM14 218L12 217V220H13ZM20 219V218H19ZM25 219V218H24ZM24 219H22V220H24ZM30 219H31V215H30ZM30 219H29V221H30ZM39 219H41V218H39ZM43 219V221H45ZM96 219V218H95ZM100 219V218H99ZM143 219V218H142ZM151 219V218H150ZM159 220H160V218H158ZM163 219V218H162ZM192 219V218H191ZM238 219V218H237ZM251 219V218H250ZM252 219H254L253 217H252ZM18 220V219H17ZM16 220V221H17ZM33 220V219H32ZM47 220V221H48ZM78 220V221H79ZM90 220V219H89ZM116 220H117V218H116ZM239 220V219H238ZM19 221V220H18ZM28 221V220H27ZM42 221V220H41ZM76 221H75V223H76ZM102 222H103V220H101ZM171 220L169 219V222H170ZM257 221V220H256ZM258 221H260V220H258ZM257 221V222H258ZM1 222V221H0ZM9 222H10V220H9ZM21 222V221H20ZM36 222V221H35ZM96 222H97V220H96ZM110 222V221H109ZM118 222V221H117ZM116 222V223H117ZM125 222V221H124ZM149 222H151V221H149ZM155 222V221H154ZM160 222V221H159ZM194 222V221H193ZM249 222H250V220H249ZM15 223H18V222H15ZM24 223V222H23ZM34 223V222H33ZM32 223V224H33ZM101 223V222H100ZM104 223V222H103ZM103 223L101 224L102 226H103ZM104 223V224H105ZM115 223V224H116ZM128 223V222H127ZM141 223H143V222H141ZM195 223V222H194ZM255 223V222H254ZM253 223V224H254ZM21 224V225H20ZM19 225L20 226H22V223H20ZM38 224V223H37ZM40 224V223H39ZM43 224V223H42ZM99 224V223H98ZM97 224V225H98ZM161 224V223H160ZM4 225V224H3ZM12 225V224H11ZM19 225H17V224H15V226L13 225V227L14 228H17L16 226H19ZM28 225H31L30 223H28ZM41 225V224H40ZM50 225V224H49ZM92 225V224H91ZM94 225H95V223H94ZM100 225V224H99ZM111 225V224H110ZM123 225V224H122ZM140 225V224H139ZM138 225V226H139ZM223 225V224H222ZM246 225H248V223L246 224ZM7 226V225H6ZM20 226H19V228H20ZM27 226V225H26ZM35 226V225H34ZM38 226V225H37ZM37 226H36V229H37ZM43 226H45V223L43 224ZM53 226V227H54ZM118 226H119V224H118ZM127 226V225H126ZM191 226V225H190ZM262 226V225H261ZM5 228V226H2V228ZM9 227V226H8ZM12 227V226H11ZM23 227V226H22ZM30 227V226H29ZM52 227V228H53ZM82 227V226H81ZM85 227V226H84ZM83 227V228H84ZM87 227V226H86ZM113 227V226H112ZM141 227V226H140ZM165 227V226H164ZM169 227V226H168ZM193 227V226H192ZM245 227V226H244ZM248 227V226H247ZM252 227V226H251ZM255 227V226H254ZM256 227H257V224H256ZM10 228V227H9ZM9 228H7V229H9ZM13 228V229H14ZM39 229H40V227H38ZM45 228V227H44ZM46 228H47V226H46ZM49 228V227H48ZM51 228V229H52ZM79 228V227H78ZM94 228V227H93ZM109 228H111V227H109ZM124 228V227H123ZM142 228H144V227H142ZM176 228V227H175ZM188 228V227H187ZM222 228V227H221ZM258 228V227H257ZM1 229V228H0ZM21 229V228H20ZM28 229H30V228H28ZM33 229H35V228H33ZM35 229V230H36ZM38 229V230H39ZM55 229H53V231L55 230ZM80 229V228H79ZM86 229V228H85ZM99 229V228H98ZM105 229V228H104ZM173 229V228H172ZM191 229V228H190ZM242 229V228H241ZM249 229V228H248ZM248 229H246V231L248 230ZM263 229V228H262ZM2 230H4V229H2ZM11 230V229H10ZM9 230V231H10ZM40 230H42V228L40 229ZM43 230H45V229H43ZM48 230V229H47ZM50 230V229H49ZM75 230H76V227H75ZM82 230V229H81ZM102 230V229H101ZM128 230V229H127ZM217 230V229H216ZM251 230H254V229H252L251 228ZM14 231H15V229H14ZM21 231V230H20ZM31 231H33V230H31ZM51 232H52V230H50ZM111 231V230H110ZM168 231V230H167ZM221 231V230H220ZM233 231V230H232ZM13 232V231H12ZM11 232V233H12ZM16 232H19V231H16ZM29 232H30V230H29ZM40 232V231H39ZM45 232V231H44ZM91 232V231H90ZM103 232V231H102ZM135 232H137V231H135ZM146 232V231H145ZM172 232V231H171ZM217 232V231H216ZM219 232V231H218ZM244 232V231H243ZM243 232H241V233H243ZM249 232V231H248ZM6 233V232H5ZM7 233H8V230H7ZM24 233H26V232H24ZM41 233V232H40ZM49 233V232H48ZM77 233V232H76ZM93 233V232H92ZM95 233V232H94ZM111 233V243H113V241H115V247H117L118 246V248H119V252H121V257H122V260H125L128 264H151L149 261H147L146 259L144 260V259H137L132 253H130L126 248V245H128V244H124V242H123V238L122 239H120L118 236L116 237L115 236V234L113 235L112 233L113 232H110ZM109 233V234H110ZM117 233H118V231H117ZM120 233H121V231H120ZM123 233V232H122ZM134 233V232H133ZM174 233V232H173ZM245 233V232H244ZM3 234H4V231H3ZM13 234V233H12ZM11 234V235H12ZM14 234H15V232H14ZM31 234V233H30ZM34 234V233H33ZM42 234V233H41ZM46 234H47V232H46ZM45 233L44 234H42L43 236H45L46 235ZM89 234V233H88ZM103 234V233H102ZM105 234V233H104ZM146 234H148V233H146ZM167 234H169V233H167ZM253 234V233H252ZM252 234H250V235H252ZM8 235H10V234H8ZM23 235V234H22ZM32 235V234H31ZM35 235V234H34ZM41 235V237H39V238H42L43 236ZM49 235H52V234H49ZM55 235V236H56ZM92 234H90V236H91ZM97 235H98V232H97ZM130 235V234H129ZM136 235H138V234H136ZM180 235V234H179ZM184 235V234H183ZM220 235V234H219ZM248 235V234H247ZM249 235V236H250ZM1 236H2V234H1ZM27 236V235H26ZM59 235H57V237H58ZM79 236V235H78ZM88 236V235H87ZM104 236H106V235H104ZM158 236V235H157ZM168 236V235H167ZM248 236V237H249ZM3 237V236H2ZM13 237H14V235H12V239H13ZM17 237V236H16ZM25 237V236H24ZM24 237H23V239H24ZM29 237V236H28ZM93 237V236H92ZM124 237V236H123ZM136 237V236H135ZM162 237V236H161ZM166 237V236H165ZM173 237H174V235H173ZM182 237V236H181ZM3 238H5V236L3 237ZM15 238V237H14ZM26 238V237H25ZM29 238H31V237H29ZM34 238H35V236H34ZM44 238V237H43ZM42 238V239H43ZM82 238V237H81ZM119 238V239H118ZM131 238V237H130ZM138 238V237H137ZM183 238H184V236H183ZM183 238H180V240L181 239H183ZM191 238V237H190ZM195 238V237H194ZM242 238H244V236L242 237ZM242 238L240 239V240H242ZM251 238V237H250ZM2 239V238H1ZM10 239V238H9ZM48 239V238H47ZM51 239V238H50ZM49 239V240H50ZM54 239V238H53ZM79 239V238H78ZM87 239V238H86ZM98 239V238H97ZM97 239H96V241H97ZM132 239H133V237H132ZM135 239V238H134ZM133 239V240H134ZM199 239V238H198ZM216 239V238H215ZM5 240V239H4ZM7 240V239H6ZM15 240H16V238H15ZM20 240V239H19ZM31 240V239H30ZM30 240H29V242H30ZM35 240V239H34ZM45 240V239H44ZM43 240V241H44ZM56 240H58L59 241V238H57ZM80 240V239H79ZM106 240V239H105ZM109 240V239H108ZM125 240V239H124ZM172 240V239H171ZM218 240V239H217ZM222 240V239H221ZM244 240H246V236H245V239ZM248 240H250V239H248ZM253 240V239H252ZM264 240V239H263ZM2 241V240H1ZM1 241H0V243H1ZM8 241V240H7ZM12 241V240H11ZM22 239H21V243H22ZM36 241H37V239H36ZM35 241V242H36ZM52 241H54V240H52ZM61 241V240H60ZM184 241V240H183ZM220 241V240H219ZM218 241V242H219ZM243 241V240H242ZM247 241V240H246ZM6 242V241H5ZM24 242V241H23ZM28 242V243H29ZM39 242V241H38ZM37 242V243H38ZM45 242V241H44ZM62 242V243H63ZM82 242H84V241H82ZM88 242V241H87ZM90 242V241H89ZM107 242V241H106ZM126 242V241H125ZM133 242V241H132ZM166 242V241H165ZM178 242V241H177ZM190 242H191V239H190ZM217 242V241H216ZM224 242V241H223ZM241 242V241H240ZM245 242V241H244ZM2 243H4L3 241H2ZM10 243V242H9ZM12 243V242H11ZM20 243V244H21ZM31 243H33V242H31ZM46 243H48V242H46ZM99 243V242H98ZM128 243H129V241H128ZM167 243V242H166ZM180 243H182V242H180ZM193 243V242H192ZM195 243V242H194ZM201 243V242H200ZM226 243V242H225ZM224 243V244H225ZM236 243V242H235ZM243 243V242H242ZM246 243V242H245ZM249 243H251V240H250V242ZM248 243V244H249ZM254 243V242H253ZM14 243H12V244H10V245H13ZM23 244V243H22ZM51 244H53V243H51ZM60 244V243H59ZM133 244V243H132ZM179 244V243H178ZM241 244V243H240ZM256 244L257 243H255V246H256ZM17 245V244H16ZM24 245V244H23ZM39 245V244H38ZM57 245H58V242H57ZM61 245V244H60ZM77 245H78V247H77ZM96 245V244H95ZM158 245V244H157ZM156 245V246H157ZM176 244H174V246H175ZM193 245V244H192ZM219 245V244H218ZM239 245V244H238ZM261 245V244H260ZM2 246V245H1ZM6 245H3V247H5ZM30 246V245H29ZM32 246H33V244H32ZM34 246H35V244H34ZM39 246H43V245H39ZM45 246V245H44ZM47 246V245H46ZM50 246V244L48 243V247ZM51 246H54V245H51ZM101 246H103V245H101ZM137 246V245H136ZM243 246H245V245H243ZM250 246H252V244H250ZM20 248V245L18 244V246H17V248ZM24 247H26V245L25 246H23V248H21V249H24ZM36 247H37V245H36ZM36 247H34V248H36ZM62 247V246H61ZM64 247V246H63ZM100 247V246H99ZM133 247V246H132ZM191 247V246H190ZM208 247V246H207ZM241 247V246H240ZM1 248V247H0ZM6 248V247H5ZM4 248V249H5ZM9 248V247H8ZM40 248H42V247H40ZM39 248V249H40ZM50 248V247H49ZM53 248V247H52ZM55 248H57L56 247V245H55ZM95 248V247H94ZM113 248H114V246H113ZM118 248H116V249H118ZM133 248H135V247H133ZM138 248V247H137ZM161 248V247H160ZM160 248H157V249H160ZM205 248V247H204ZM228 248V247H227ZM16 249V248H15ZM14 249V250H15ZM25 249H28L27 247L25 248ZM31 249V248H30ZM37 249V248H36ZM61 249V248H60ZM81 249V248H80ZM79 249V250H80ZM83 249V248H82ZM107 249V248H106ZM110 249V248H109ZM129 249V248H128ZM131 249V248H130ZM167 249V248H166ZM165 249V250H166ZM171 249V248H170ZM185 249V251H186V248H184ZM191 249V248H190ZM197 249V248H196ZM224 249V248H223ZM226 249V248H225ZM238 249V248H237ZM242 249H244V248H242ZM241 249V250H242ZM247 249H248V247H247ZM264 248H262V250H263ZM1 250H3V248H1ZM0 250V251H1ZM8 250V249H7ZM14 250H10L11 252L13 251L14 252ZM45 250V249H44ZM62 250V249H61ZM64 250V249H63ZM86 250V249H85ZM84 250V251H85ZM90 250V249H89ZM95 250H96V248H95ZM132 250V249H131ZM138 250V249H137ZM161 250V249H160ZM188 250V249H187ZM222 250V249H221ZM229 250V249H228ZM252 250H253V247L249 250L250 252H252ZM261 250V251H262ZM16 251V250H15ZM26 251V250H25ZM31 251V250H30ZM33 251V253H34V251L36 252L37 250H32ZM46 251H48L47 249H46ZM53 251V250H52ZM56 251H57V249H56ZM65 251V250H64ZM99 251V250H98ZM112 251V250H111ZM116 251V250H115ZM201 251V250H200ZM205 251V250H204ZM222 251H224V250H222ZM227 251V250H226ZM237 251V250H236ZM8 252V251H7ZM16 252H18V251H16ZM38 252V251H37ZM41 252V251H40ZM50 252V251H49ZM48 252V253H49ZM67 252V251H66ZM95 252V251H94ZM101 252V251H100ZM147 252H149V251H147ZM168 252V251H167ZM171 252V251H170ZM174 252V251H173ZM175 252H176V250H175ZM199 252V251H198ZM202 252V251H201ZM0 253H2V252H0ZM4 253V252H3ZM28 253V252H27ZM116 253V252H115ZM154 253V252H153ZM169 253V252H168ZM167 253V254H168ZM183 252H181V254H182ZM194 253V252H193ZM231 253H232V251H231ZM236 253V252H235ZM238 253L240 254V251H238ZM237 253V254H238ZM248 253V252H247ZM258 252H256V254H257ZM13 254V253H12ZM15 255H16V253H14ZM18 254V253H17ZM23 254H25V253H23ZM34 254H36V253H34ZM33 254V255H34ZM44 254V253H43ZM54 254V253H53ZM64 254V253H63ZM92 254V253H91ZM137 254V253H136ZM152 254V253H151ZM159 254V253H158ZM170 254V253H169ZM178 254V253H177ZM180 254V253H179ZM180 254V255H181ZM191 254H192V252H191ZM196 254V253H195ZM194 254V255H195ZM199 254H200V252H199ZM224 254H226V253H224ZM228 254V253H227ZM241 254H242V252H241ZM240 254V255H241ZM251 254V253H250ZM255 254V255H256ZM260 254V253H259ZM263 254V253H262ZM1 255V254H0ZM3 255V254H2ZM7 255V254H6ZM22 255V254H21ZM29 255V254H28ZM51 255H52V253H51ZM86 255V254H85ZM97 255V254H96ZM194 255H193V257H194ZM234 255V254H233ZM249 255V254H248ZM247 255V256H248ZM254 255V256H255ZM5 256V255H4ZM49 256V255H48ZM55 256V255H54ZM89 256V255H88ZM111 256V255H110ZM142 256V255H141ZM154 256V255H153ZM189 256V255H188ZM227 256V255H226ZM235 256V255H234ZM233 256V257H234ZM239 256V255H238ZM3 257V256H2ZM16 257V256H15ZM17 257H19V255H17ZM38 257H40V256H38ZM43 257H45V256H43ZM52 257V256H51ZM182 257V256H181ZM192 257V256H191ZM198 257H199V255H198ZM235 257H237V256H235ZM234 257V258H235ZM239 257H241V256H239ZM242 257H243V255H242ZM249 257H250V255H249ZM1 258V257H0ZM14 258V257H13ZM42 258V257H41ZM96 258V257H95ZM110 258V257H109ZM144 258V257H143ZM178 258V257H177ZM199 258H201V256L199 257ZM224 258H225V256H224ZM231 258V257H230ZM233 258V259H234ZM247 258V257H246ZM263 258H264V254H263ZM262 258V260L264 261V259ZM9 259V258H8ZM14 259H16V258H14ZM24 259H26V257L24 258ZM27 259H29L28 257H27ZM46 259V258H45ZM60 259H62V258H60ZM64 259V258H63ZM68 260H69V258H67ZM89 259H90V256H89ZM164 259V258H163ZM185 259V258H184ZM188 259V258H187ZM192 259V258H191ZM203 259V258H202ZM240 259V258H239ZM243 259V258H242ZM259 259V258H258ZM3 260V259H2ZM7 260V259H6ZM5 259H4V261H6ZM13 260V259H12ZM19 260V259H18ZM31 260V259H30ZM30 260H29V262H30ZM66 260V259H65ZM120 260V259H119ZM177 261H178V259H176ZM181 260V259H180ZM213 259H211V261H212ZM230 260V259H229ZM228 260V261H229ZM262 260H261V262H262ZM33 261V260H32ZM51 261H53V260H51ZM57 261V260H56ZM63 261V260H62ZM111 261V260H110ZM192 261V260H191ZM196 261H200V260H196ZM210 261V262H211ZM222 261V260H221ZM224 261H226V260H224ZM239 260H237V262H238ZM8 262V261H7ZM14 263H15V261H13ZM24 262V261H23ZM38 262V261H37ZM70 262V261H69ZM70 262V263H71ZM94 262V261H93ZM107 262V261H106ZM167 262V261H166ZM165 262V263H166ZM174 262H175V260H174ZM195 262V261H194ZM203 262V261H202ZM227 262V261H226ZM236 262V263H237ZM240 262L241 263H243V264H248V262H246V261H241V259H240ZM240 262H239V264H240ZM258 262V261H257ZM256 261H255V263H257ZM10 263H11V261H10ZM20 263H21V260H20ZM19 263V264H20ZM26 263V262H25ZM35 263V262H34ZM39 263V262H38ZM44 263V262H43ZM66 263H68V262H66ZM69 263V264H70ZM98 263V262H97ZM110 263H113V262H110ZM123 263V262H122ZM153 263V262H152ZM172 263V262H171ZM170 263V264H171ZM180 264H186L184 261H182L181 260V262H179ZM192 263H193V261H192ZM199 263V262H198ZM197 263V264H198ZM201 263V262H200ZM204 263V262H203ZM213 262H211V264H212ZM222 264H223V262H221ZM251 263H253V262H251ZM250 263V264H251ZM3 264H5V263H3ZM22 264V263H21ZM33 264V263H32ZM90 264V263H89ZM104 264V263H103ZM114 264V263H113ZM188 264V263H187ZM202 264V263H201ZM235 264V263H234ZM259 264H260V262H259ZM263 264V263H262Z\"/></svg>","mask_w":264,"mask_h":264}]
</instances>
